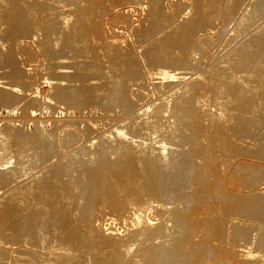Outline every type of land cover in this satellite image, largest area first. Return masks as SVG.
<instances>
[{
    "label": "rangeland",
    "instance_id": "1",
    "mask_svg": "<svg viewBox=\"0 0 264 264\" xmlns=\"http://www.w3.org/2000/svg\"><path fill=\"white\" fill-rule=\"evenodd\" d=\"M19 1H21V0H19ZM26 1H28V0H22L23 3L20 2V3H22L21 5H23L22 6L23 7V10H25L24 9V6L27 8L28 6L34 5L32 7H35L38 10L37 11V14L34 16L35 18L33 16L30 18V15H28L24 11L25 12V15L26 16L28 15V16L25 17V15L20 14V17H23V18H20V22L21 21L22 22L20 23L21 25L19 24L20 25V26H18L19 28L16 27L15 29L14 28L11 29V31H7V32H4V33L1 34L2 41H3V44H4V46H3L4 48L2 49V51H3L2 54H1V57L2 58L0 57V79H1L0 80V84H2V85H0V89H1L0 90V134L3 133L4 131H7L8 132L10 129H12L13 132H14V134H16V136H17V134L18 135L19 134L20 135L23 134V136H21V137H25L26 140L28 139L27 140V143H28L29 146H26L25 147L24 155H26V157L28 156L30 159L34 157L33 159H31L32 160L31 161L32 162L31 167L33 169H31V167H30V169L27 170L26 172H21L20 171L21 172V174H20V172L18 171V170H20V167H18L19 169L17 168L18 170L15 169L16 166H17L16 163L15 164L13 163L15 166L13 164H11V168L13 167L14 169L4 170L6 168H3L2 167L3 171H2V173H0L1 174L0 176L2 177V178L0 177L1 178V180H0V190H2V191L4 190L5 191V190L9 189V186H11V185L12 186L14 184L16 185L17 183H20L22 180L24 181V179L28 180V179H31V178H35V176H36L38 180L35 178L33 180V182H30L31 184L34 183V181H35V183H37V182L38 183L43 182L42 184L45 185L48 190H51L53 193H56L57 195H59L61 191L67 189V186L68 185H69L68 188L69 187L70 188L67 189V190H71L72 189L70 182L73 181V180H75L77 178V176H75L77 174V172L74 169L72 170V168L73 167L75 168V167L78 166V164H81V160H82L83 163H86V162H84V160L86 161V160H88L90 158H93L94 159V162H92V163L94 164L95 168L96 167L99 168V166L102 167V168L100 167L99 169L96 168L97 170L95 168L93 169V170H95V174H96V176H98V180H99V181H96L97 183L99 182V184H97L96 185L97 187L95 186V188H93V189L96 190L95 191V194H96V196H98V201L100 203L97 201V197L96 196H95V198L93 196H91V198H90V196H89V197L86 198L85 201L88 203V202H90V201L92 202L94 200L92 203L96 202V203H94L95 205H91L92 204L91 202L88 203L89 204L88 205L84 201L85 203L83 202L82 205H83V207H86L87 206V208L84 209L82 207L81 209L82 210L84 209L86 211H82L80 209V210H78V212H77V210L75 209L74 206L72 207V206H68V205H65V204L62 205L61 209L63 210V208H64V210L62 211V213L64 214L63 215L64 216V220L66 218V220H65L66 221V224L65 225H67V227L65 226V228L68 229V228H70V226H73L74 225V219L76 217L79 220H80V218L82 220H84L88 216L96 215L98 213H101L102 212L101 210H104L107 207L110 208V206H112V202H111L110 197H112L113 194H114V192H116L118 189H119L118 191H120V190L123 189V187L125 185H133V184L136 185V183L139 180L143 179V177L144 178L146 177L147 179L149 177L148 180L146 178L145 179L148 182H150L149 180H152L151 177L155 176V173L157 174L158 169H160V166H161L159 163H155V164L149 163V165L147 166L146 171H145L146 174L145 173L144 174L143 173H140L139 174L138 172H136L137 169H136L135 163L131 162L129 160V158H128V160H129L128 161V164L124 168L125 170L123 169L122 172H121L120 171V168L122 169V167L119 168V166H117V167H114V170H115L114 171L113 168H112L114 166V164H113V166H110L111 163L108 164V162H109V160H110V162H114V161H112V159L114 160V158H115V156H114V153L115 152H113L111 150V146H110L111 143L108 141V138H106V136H105L104 133H106V131H108L113 125H116V124H119L120 122H122L123 118H126V116H129V115L134 114L135 111H131V109L133 107L135 108V106H136V108L135 109L133 108V110H136V109L138 110L145 103L147 104V103H149V101L151 99L154 100L155 98H157V96H159V94H160V86L158 87V84L160 83V80L158 78H156V76L153 75L151 72L154 71V69H156L157 67L163 66V64H164V66L169 65L167 67H170V69L172 67H173L172 69H175V67H176V70H178V71L182 70L181 72L184 75V77H182L183 80H182V78H180V80L178 78L177 80L184 81V78L186 80H191L192 79V82L194 81L193 83L194 84L195 83L197 84V87H195L196 85H193L192 86L193 87V90H195V88L198 89V90H196V92L198 94H200L201 92L205 91L208 88V84L211 85V82L215 81V78H216V82H214L212 84H216L217 82H219V78H220L219 73H220V71L222 69L221 70L219 69V67L221 68V65L219 63L217 65V62L219 60L222 61L224 59L222 56L225 57L226 54L228 53V50H231V48L233 47V45L240 38L244 37L252 29V28H249V29H247V30H245V31H243L241 33H234L233 32V29L236 26L237 21H239V18L238 17L241 16V12L242 11L240 9V6H242V3H244L245 1L246 2H248V1L251 2L252 0H244V2H243V0L239 1L238 4H235L237 6H235V5L233 6L237 10H235L233 8L232 9L233 11L232 10L230 11V14L228 15L229 17L227 16V18H226V14L223 12V11H225L224 6L226 8V4H227V3L225 4L226 1H224V0H217L216 1L217 6L215 5V6H213L212 9H208V11L206 12L208 14L203 13L202 9L200 8V7H202V6H200V5H202L201 3H203L202 0H201L200 4H199V1L200 0H196V2H195V0H193V1L192 0H161V1L160 0H158V1H156V0L153 1L152 0L151 2H150V0H144V2H142L143 0H136V1L135 0H132V1L131 0H126V1L125 0H121V1L120 0H96V3H95V0H90V3L88 2L89 0H85V1L84 0H75V1H77V2L74 1L75 4H73L74 3L73 0H71V1H69V0H60V1L59 0H56L57 3L55 2V0H47V1L46 0H42V1L41 0H29L30 2L28 1L27 3H26ZM37 1L38 2L41 1V2L38 3ZM48 1H50V2H48ZM92 1H94V2H92ZM254 1L255 0H253V2ZM85 2H87L88 4L85 3ZM155 2L158 3V5H156ZM162 2H164V3H162ZM41 3L43 4V6H42ZM49 3H50V5L52 3V5L49 6ZM58 3H61V4H58ZM78 3H79V5H78ZM159 3H161V4H159ZM221 3H222V5H221ZM240 3H241V5H240ZM17 4H18V2H17ZM45 4L46 5L48 4L49 7L48 6L47 7L45 6L46 8H44V5ZM85 4H87V5H85ZM94 4H95V6H94ZM80 5H82V8H84V9L79 8V7H81ZM160 5H162V6H160ZM238 5H240V6H238ZM38 6H40V7H38ZM53 6H55L56 8H54ZM73 6H74V8H73ZM77 6H79V7H77ZM184 6H185V8H184ZM75 7H76V10H75ZM93 7H96V8H93ZM155 7H157V8H155ZM151 8H153L154 11L156 9L158 11L159 10L160 11L158 12L156 10V12H154ZM216 8H218V9L216 10ZM48 9L51 10V11L50 12H47V11H49ZM57 9H61V10H57ZM67 9H68V11H67ZM77 9H79L78 10L79 13H77L78 12ZM80 9L82 11L83 10H86V11H83V12H86V13H84L86 17L85 16H82L83 15L82 14V15H80V17L81 18L84 17V18L83 19H80L79 18L78 21L76 22L77 17H79L78 15L80 13H82V11ZM88 9L90 10V13H89V10ZM95 9L97 10V12H96ZM161 9H164V11L166 10V12L168 10V12H170L171 15H173L175 13L173 15L174 17L173 16L171 17L169 15L170 13H168V12L166 13L165 12L164 15L167 14V16H165L164 18H162L164 15H163V10H161ZM175 9H177L178 11L175 10ZM44 10H46V11H44ZM65 10H66V12H65ZM179 10L182 11V12H180ZM210 10H211V12H210ZM194 11L195 12H197V11L198 12H201L202 11L201 12L202 16H205V14L208 15V16H205V17H207V19L204 20L205 17H203V20H202V16H200V13H196L195 14ZM87 12L90 14V17L91 18L89 17V14L87 16ZM94 12H96V13L94 14ZM152 12H153L154 15L152 14ZM157 12L160 14V16H157V15H159ZM237 12H239V14H237ZM42 13H43V15H42ZM51 14H52V16H51ZM59 14H60V18H59V16H56V15H59ZM93 14H94V16H93ZM214 14H216V16H217L216 18L213 16ZM217 14H219V16ZM53 15H54V18L56 19V22L57 23L55 22V19L53 18ZM161 15H162V17H161ZM189 15H190V17H189ZM198 15L200 16V18H199ZM231 15H233L235 17L232 16L233 19H231L232 18V17H230ZM49 16H50V18H48ZM70 16H72V18ZM168 16H170V17H168ZM177 16H178V20L175 18ZM38 17H40V18H38ZM73 17H75V18H73ZM211 17L214 18V19H212ZM218 17L220 19H218ZM36 18H37V20H36ZM41 18L42 19L45 18V21L42 20ZM51 18H53L54 21H53V19L51 20ZM62 18L65 19V21H66L67 18H70V19H68V24H65V22H64V23H61L59 25L58 24V21H59V23L64 21ZM165 18L166 19L168 18L169 20L168 19L166 20ZM193 18H194V20H193ZM221 18H222V21H221ZM225 18H226V20H225ZM263 18H264V14H263V17L261 19H263ZM46 19H47V22H46ZM60 19L62 21H60ZM86 19H87V21H86ZM151 19H153V20L155 19V22L153 20H151ZM230 19H231V22H230ZM25 20H26V22H25ZM79 20H81L82 23ZM156 20H157L158 24L156 23ZM174 20H175V22H174ZM190 20H192L194 22L192 23V21L190 22ZM199 20L201 21V23L199 22ZM41 21H44V22L42 23ZM49 21H51V22L53 21L54 22V25H56V26L54 27V25H52L53 22H52V24H51V22L48 23ZM169 21H170V23L171 22L172 23L170 24ZM196 21H198V22L196 23ZM202 21H203V23H202ZM204 21L205 22H208L210 24L209 25L210 27H208V25L205 24ZM211 21H214V22H211ZM225 21H226V23H225ZM30 22H32V23H30ZM74 22L76 23V25H75ZM78 22H80L81 25L79 23V26H78ZM83 22L85 24H83ZM86 22H88V23L86 24ZM151 22H152V24H151ZM160 22H161V24L163 22H164L163 24H166L167 23L168 28H167L166 25L165 26H166L167 29L164 28L165 26H162L160 24ZM179 22H181L182 24L185 22V24H188L187 26H189L190 29H191V31H190V29L188 27V37H187V39L189 38L190 41L187 40V43L186 44L188 46H190V47H188V49H189V51H188L189 57L188 58L189 59L187 58V60L188 61L189 60L190 61L192 60L191 62L193 64H191V62L186 61L185 60L186 59L185 57L183 58V60H185V62L188 63L190 66L188 64L184 65L185 62L182 60V58L181 59L180 58H176L177 57V54L174 53L173 49L169 48V50L171 49L169 51L167 47H165V49H163V48L159 47L160 45L157 44L159 42V40H160V36H162L161 37V39H162L163 36H165V34H167L169 32V29L170 28L172 30V26L174 28V26L176 24H181ZM215 22H216V25H219V26H217L218 29H215L214 28L215 29L214 30L212 27H215V26H213V25H215ZM258 22H260V21L258 20L255 23V25L258 24ZM26 23L27 24L28 23L30 24L31 29L29 27V24L27 25ZM38 23L41 26H39ZM44 23L45 24L47 23L48 25L51 24L52 27L50 25L49 26L47 25L46 28L47 27H50L49 29L48 28L47 29L49 31H52V33H50V32L48 33V30H46V28L43 29V27H45V24ZM73 23H74V26H73ZM227 23H229V24H227ZM22 24H24L25 26H23ZM35 24H37V30L35 29ZM155 24H156V26H154L155 28L152 27ZM204 24L207 25V26H205ZM61 25H63V26H61ZM170 25H171V27H170ZM199 25L201 27H199ZM225 25L227 27L229 26V28H226ZM59 26H61V27H59ZM80 26H82V27H80ZM160 26H162L161 27L162 30L160 29ZM24 27H26V28H24ZM39 27H40V29H39ZM63 27H65V28H63ZM192 27L194 29H192ZM51 28H54L55 30L58 28L57 29L58 31L56 30V33H55V30L54 29L52 30ZM163 28L166 29V30H164ZM20 29H21V31L22 30L23 31L22 32H19ZM60 29H62V30H60ZM66 29H68V30H66ZM72 29L73 30L76 29L74 31L75 33L73 32ZM150 29H152V30H150ZM153 29H156V31H154ZM197 29L199 30V32H198ZM220 29H222V30L218 32V30H220ZM13 30H15V31H13ZM157 30H158V32H157ZM200 30H202V33L200 32ZM24 31H25V33H24ZM26 31H28V32H26ZM151 31H154L153 32V35H151L152 34ZM223 31L225 33L226 32H228V33L225 34ZM57 32H60L61 34L59 35V33L57 34ZM7 33H9V34H7ZM67 33H70L69 36H68ZM154 33H155V35H157V34L158 35L155 36ZM159 33L160 34L163 33V35H160ZM191 33L192 34L194 33L195 36L191 35ZM207 33H208V35L210 33L211 34L209 36H207ZM231 33H232V36L235 37V39L229 40L230 38H228V36H230ZM149 34H150V36H149ZM220 34H223V35H220ZM57 35L60 36L62 38V40H61L60 37H57ZM66 35H67V38H66ZM190 35L194 39H192V37ZM203 35H204V37H203ZM196 36H197V38H196ZM205 36L207 38H205ZM55 37H56V39H55ZM151 37H153L154 39L153 38L151 39ZM223 37H225V38L223 39ZM65 38H66V40H64ZM199 38H200V40H197ZM211 38H212V40L210 41ZM213 38H214V40H213ZM4 39H5V41H4ZM53 39H54V41H53ZM67 39L69 41H71V43ZM55 40H57V41H55ZM72 40H73V42H72ZM112 40H114L115 43ZM153 40H155V41H153ZM110 41H112V42H110ZM58 42H61V43L58 44ZM147 42L149 44H146ZM212 42H213V47L215 46L214 48L211 47L212 46L211 45ZM215 42H217V45H214ZM67 43L70 44V45H68ZM107 43L110 44L109 47H108V44ZM153 43H154V45H156V47H154ZM195 43H197V44H195ZM199 44H200V47H198ZM206 44L207 45L210 44L208 46L209 48H206L205 47V46H207ZM59 45H60V47H59ZM152 45H153V47H152ZM70 46H71V48H70L71 50L67 51ZM55 47H57V48H55ZM74 47H75V49L72 50V48H74ZM158 47H159V49L161 48L162 50L161 49L159 50ZM193 47H194V49H193ZM64 48H67V50L66 49L64 50ZM147 48H148V50H147ZM166 49L168 50V52H167ZM196 49L199 50V51L197 52ZM201 49H202L203 52L201 51ZM207 49H209V50L207 51ZM210 49L212 50V53H210V51H211ZM85 50H87V51H85ZM88 50H90V52L92 54ZM60 51H63V52H60ZM101 51H102V53H101ZM148 51H150L152 53H155V54H152V53L150 54ZM200 51H201V53H200ZM204 51H205V53H204ZM65 52H67V53L70 52V53H68L69 54L68 55L69 57H67V53H65ZM164 52H165V54H164ZM213 52H215V53H213ZM62 53L65 56H63ZM146 53H148L150 55V57L152 59H154L153 60L154 62L151 60L150 57H148V55ZM168 53H170L173 56V58ZM198 53H199V55H198ZM73 54H75L76 57H74L75 55L73 56ZM205 54L206 55L208 54V56L206 57ZM91 55L94 56L95 58L92 57ZM154 55H156V56H154ZM163 55H164V58H163ZM203 55H205V57H203ZM77 56H79V58ZM210 56H212V58H210ZM72 57H73V59L74 58L75 59L72 60ZM117 57H118V59H117ZM174 57L177 60L174 59ZM192 57H193V59H192ZM201 57H203V58H201ZM214 57L215 58L218 57V58H216L217 59L216 63L214 61V59H215ZM63 58L66 61H64ZM81 58H83V59L81 60ZM87 58H88L89 62H88ZM103 58H104V60H103ZM194 58H197V59L194 60ZM69 59L72 60L73 65H76V67L75 66H72V63H71V61ZM90 59H91V61H90ZM92 59L93 60H96L95 63H94V61H92ZM112 59H114L113 60L114 63H113ZM116 59L117 60H120L119 61L120 63L117 62ZM178 59H180L184 64L181 61H178ZM98 60H99V62L100 61L102 62V65H100V66L98 65V64H101V62L99 63ZM160 60H161V62L163 60H167L169 62L170 61H173V60L174 61L172 62V64H169L167 61H163L164 63L163 62L161 63ZM58 61H59V63L61 62L60 63L61 65L58 63ZM69 61H70V63H69ZM63 62H66V63L64 64ZM67 62H68V64H67ZM76 62H79V63H76ZM82 62H84L86 64H84ZM87 62H88L89 65H87ZM158 62H159V64H157ZM166 62H167V64H166ZM174 62H175V65H174ZM211 62H214L216 64V66H215L214 63L211 64ZM180 63H182V65ZM198 63L201 64V65L199 66ZM202 63H204V64L202 65ZM8 64H11V65H8ZM104 64H106V65H104ZM112 64H114V65H112ZM116 64H118V65L116 66ZM119 64L120 65L122 64V65L120 66ZM65 65H67V66L64 67ZM68 65L70 66L69 68H68ZM77 65H78V67H77ZM84 65L86 67H84ZM123 65L125 66V69L122 72L121 69L124 67ZM92 66H93V69L96 66L95 67V70H96L97 73L95 72V70L92 69ZM119 66H120V69H119ZM181 66L182 67L184 66L185 69L182 68ZM73 67H75V68H73ZM87 67H88V69H87L88 71L87 72H84V71H86V68ZM102 67H103V69H102ZM107 67H108V69H107ZM197 67L199 69H197ZM63 68L66 69V72H65V70L63 71ZM113 68H114V70H113ZM188 68L191 69V71ZM200 68H202V70H200ZM11 69H12V71H10ZM89 69H92L94 71V73H93L92 70H89ZM248 69H253V68H248ZM70 70H72V71L70 72ZM81 70H82V72H81ZM98 70H99V73L101 72L102 74L98 75L99 74L98 73ZM131 70H132V72H130ZM204 70L206 71V73H204L205 72ZM209 70H210V72H209ZM212 70H213V72H211ZM200 71L202 72V74H201ZM64 73H66V74H64ZM95 73H96V76L97 77L95 76ZM108 73H110V75ZM118 73L121 74V75H119V77H118ZM211 73H214L213 76H212ZM247 73H250V71H247ZM247 73H245V74H247ZM63 74L65 76L67 75L66 77H68V79ZM81 74H83V75H81ZM103 74H105V76ZM115 74L117 75V77H116ZM250 74H252V73H250ZM69 75L70 76L72 75L73 77L72 76L71 77L73 79L75 78L74 80H76L77 82H75L71 77H69ZM111 75H113V76H111ZM197 75H199V76H197ZM216 75H218L219 78ZM63 76H64V78H63ZM88 76H89V78H88ZM100 76L102 78H99ZM205 76H206V78L207 77L209 78L210 76H212L209 79L207 78V80H206L207 83H205V81H204V79H206ZM79 77L81 78V80H80ZM108 77H109V79H108ZM122 77L123 78L125 77L124 80H123ZM213 77H215V78H213ZM56 78L57 79L59 78V79L57 80ZM103 78H105V80H103ZM83 79H85V80L83 81ZM96 79H97V81H96ZM112 79H115V80L112 81L113 83L114 82H116V83L118 82L119 83L120 81L121 82L119 84H117V86H116L115 85L116 83L112 84V82H109ZM99 81H101L103 83H100L99 84L98 83ZM107 81L109 83H107ZM208 81H209V83H208ZM74 82L76 84H74ZM10 83L13 84V85H11ZM56 83L58 84V86L56 85ZM66 83H67V85L70 83L71 89L69 88L70 85H68L69 87L66 86V89L64 88V86L66 85ZM81 83H83V86L82 87H81V85H82ZM94 83H95V85H94ZM122 83H123V85H122ZM198 83L200 85H202V86H198ZM18 84H20V85H18ZM77 84H80V85L78 86ZM97 84H98V86H97ZM104 84L105 85L107 84V86H105ZM126 84H127V86H126ZM16 85H18V86H16ZM61 85H62V87H60ZM103 85L105 86V88L103 87ZM112 85H114V86H112ZM120 85L122 86V88L121 87H118ZM203 85H204V87H203ZM99 86H100V89L98 88ZM171 86H173V85H170V87ZM205 86L207 88H205ZM112 87H114V89ZM170 87L168 85V82H166L165 87L161 88V90L166 91ZM8 88H10V89L12 88L11 89V92H15L16 94L11 93L10 92V89H8ZM18 88H20V89H18ZM62 88H64L63 90H65V91L68 89L67 91L70 92V94L68 93L69 96L66 93H64L65 91L63 92ZM82 88H83V90L84 89L85 90L83 91ZM101 88H103V89H101ZM109 88H111V89H109ZM3 89H4V91H3ZM69 89H70V91H69ZM97 89H99V90H97ZM77 90L79 91V93H78ZM102 90H104L105 92L102 91ZM107 90H108V92H107ZM110 90H111V92H110ZM193 90H192V92H193ZM5 91H6V93H8V95L5 93L7 98L5 97V94L3 93ZM98 91H99V93H98ZM113 91H114V93H115V91L116 92L119 91L118 93L120 95L118 94L119 95L118 96L117 93L114 94ZM122 91H124V94H123ZM199 91H201V92L199 93ZM73 92H74V95L75 96L71 94ZM102 92H104V93H102ZM109 92H110V94H109V96H107ZM232 92L233 93H238L237 92V89H234ZM10 93L12 95H14L12 98H10L11 97V94ZM101 93L104 94V96L101 95ZM105 93H106V95H105ZM111 94H112V96H110ZM129 94H130L131 98H130ZM194 94H195V91L191 94L192 99H193ZM113 95H115V96L112 99ZM124 95L126 96L125 97L126 99H128L127 98V96H128L130 98L129 99L130 101L129 100L126 101V99L124 100L123 99ZM105 96H106V99H105ZM121 96H122V99L123 100H121ZM107 97L108 98L110 97L112 99V101L116 98L115 101H118L119 104H117V103H115V101H113V103L116 104V106H115L113 103H110V101H106V100H109L110 99V98L107 99ZM119 97H120V99H119ZM191 97H188V100L185 98L187 104H189V101H191ZM147 100H148V102H147ZM107 102H109V105H108ZM127 102L128 103L129 102L132 103V105L130 103L127 105ZM140 103H141V105H140ZM190 104L192 106V103H190ZM120 105H122L123 108ZM125 106H128L127 107V110H126V107ZM129 107H131V108L128 109ZM189 111H192L191 108H190ZM203 123L204 124L206 123V124L204 125ZM203 123L202 124L204 126L202 124H200L201 126L199 125V128L197 127L198 129L196 127H193L194 128L193 129L194 132L191 131L193 133H191V132L189 133L191 136H193L192 138H191L190 135H188L187 138H184L185 141H184V139L179 140V141H176V140L173 139L175 141V143L181 141V143H182L181 148L182 149L179 147L180 150H181L180 151L181 153H183V148H184V151H187L189 149L188 151L190 153L188 151L187 152H184L185 154L183 153L184 159H186V161L188 162L189 161L188 158L190 157V161L192 162V160L194 161L193 157L196 156L194 158L196 159L195 161H198V164L199 165L196 164V165H194L195 168L192 167L193 168V171H194V174H193V172L191 173L192 174L190 176L191 179L188 181V182H190L189 184H190V186L193 189L189 186V184H187L188 182H186V191L183 190V194H182V197H181L182 200H180V198H178V197L177 198L175 197L176 199L174 198L175 201H176V205L182 204V205H184L186 207L187 202H188V199H190V198H187V197H188V195L190 197V195L192 194L191 195L192 199L189 200L188 205L186 207V209L188 208V210L187 211L185 210V212H186L185 215L186 216L184 218H186V219H183V220H186V222H184L181 218H180L182 220L181 222H175V224L172 222L173 225L170 222L169 229L167 228L166 233H165V231L163 232V234H164L163 235V238L172 236L170 238L171 240L173 239L170 242V244H172L174 242L172 244V247H173V245H175L176 238H177V241H179L178 244L176 242L177 245H175L173 248L170 247V249L171 248L174 249L176 246L177 247L179 246L178 249L176 247L174 250L177 251V252H183L182 254H183V257L184 258L186 257L185 256L186 254L189 256V254L192 253L189 257L187 256L186 259L182 258V254H180V253H179L180 255L179 254H176L177 255L176 256L177 259L175 258V260H176L175 264L180 263L179 260L180 261L182 260V262H185L184 264H187L186 261L188 263L191 261L190 264L192 262L194 263V261L197 264H203V263L204 264H264V219L262 218V215L260 216L258 214V212L259 213H262L264 211V147H263L264 145L261 147V149H262V151H261L260 150V146L259 147L256 146L259 143L258 141L260 139V136L258 134L255 135L254 133H253L254 135H252L251 132H245V133H243V135H241L242 134L241 132H244L245 131V129H243V128H238L239 131L241 130L240 132H238L237 129L234 130V132L231 131V135L229 136L230 140H229L228 136H226L228 133H226V134L223 133V131L220 128L221 126L219 124H216V125L214 124L213 125L212 122H203ZM9 124H11L14 128L12 126H10ZM6 126H7V130H6ZM215 127H217L216 128L217 130L215 129ZM204 128H205V131H203ZM197 131H199V133ZM202 131H203V133H202ZM212 131H214V132H212ZM204 132H206V133H204ZM31 133H33L34 135L33 134L31 135ZM194 133H195V135H194ZM232 133H236V134H232ZM196 134H198V136H199V137H197L198 140L195 139L196 136H197ZM200 134H201V137H200ZM24 135H26V136H24ZM212 135L213 136L215 135L217 137H215V136L213 137ZM232 135L233 136L235 135V141L236 142L235 141L233 142V140L231 139L232 138L231 137ZM239 135H241L240 138H239ZM27 136H30V137L28 138ZM101 136L103 138H105L104 139L105 141L103 140V138ZM202 136H203V139H202ZM209 137H211V139H213L212 140V143H211V139ZM247 137H252L253 140L257 138V140H256L257 143L255 142L254 143V146H251L250 148L249 147H246V145L244 144V142H242V139H245ZM90 138H91V140H88ZM225 138H226V140H225ZM190 139H192V142H191ZM101 140H102V142H101ZM215 140H216L217 143L215 142ZM188 141H190V143H188ZM225 141L227 142L226 144H228L229 146H226L225 145ZM231 141H232V144L233 145L231 144ZM98 142H100V144ZM219 143H221L220 146L222 148H220ZM234 143H235V146H234ZM32 144L35 145V146H33ZM83 144L85 145V147H84ZM101 144H103L104 147L103 146L100 147ZM193 144H194V146H193ZM209 144H211V146ZM212 144H214V145L212 146ZM231 145H232V147H231ZM240 145H242V146H240ZM259 145H260V143H259ZM89 146H90V148H89ZM203 146H204V148H203ZM207 146H210V147L207 148ZM27 147H29V148L26 149ZM38 147H40V148H38ZM78 147H80V151L77 150V149H73V148H78ZM97 147L100 148V149H98ZM205 147H206V149H205ZM211 147H213V148H211ZM223 147H224V150H222ZM253 147H255V148H253ZM256 147L258 149H256ZM31 148H35V150L34 149H31ZM41 148H42V151L40 150ZM119 148L120 147H118V149ZM209 148H211V149H209ZM248 148H249V150H247ZM102 149H103V154H102V152L99 151V150L102 151ZM104 149H105L106 152L104 151ZM200 149H202V150H200ZM227 149L229 151H227ZM232 149H233V151H232ZM71 150H72V152H71ZM76 150L78 151V153H82V154H78ZM107 150H109V151H107ZM205 150H207V151H205ZM209 150H211L212 152L209 151ZM252 150H255V151L252 152ZM31 151H34V154ZM191 151L194 152V153L192 154ZM199 151H201L203 154L201 152H199ZM225 151L229 155H227L225 153ZM28 152L29 153L31 152L32 154H30V156H29V153ZM41 152H43V153H41ZM96 152H98V153H96ZM195 152L197 154H195ZM208 152H209V154H208ZM27 153H28V155H27ZM65 153H68V154L66 155ZM99 153H101L103 156L100 155ZM198 153L201 155V156L199 155L200 157L198 156ZM107 154H109V155L111 154V158L109 157V155L107 156ZM120 154H122L121 151H119L117 153V156L119 157ZM133 154L134 153L132 152V156L133 157L136 156V155H133ZM189 154H190V156H189ZM39 155L40 156L42 155V156L40 157ZM79 155H80V158H78ZM183 155H181V156H183ZM203 155L204 156L205 155L207 156V157L205 156L206 158H204V160H203V157H204ZM63 156H65V157H63ZM89 156H90V158H89ZM187 156H189V157L187 158ZM210 156L211 157L214 156L213 157V160H212V158ZM35 157L37 158V162H36V158ZM38 157H40V161L38 160ZM74 157H75V159H74ZM82 157H84L86 159H84ZM98 157H99V160H97L98 161L97 162L98 165L100 163L102 164V165L100 164L99 166L97 165L96 160H95V158L97 159ZM104 157H105V159H104ZM122 157L123 156H121V159H122ZM216 157H217L218 160L216 159ZM218 157H220V159L221 158L222 159L220 160ZM63 158L65 159V162L66 163H69V164H65V162L62 163L61 160L64 161ZM79 159H81V160H79ZM209 159L212 162L213 161L215 162V160H216V164L213 162L214 165L211 166V164H213V163L210 162ZM78 160H79V162H78ZM202 160L203 161H206V162H203ZM33 161H35L37 163V165ZM100 161H102V162H100ZM74 162H75V164L73 166H70V164L72 165ZM220 162H221V166L219 164ZM240 162H242L241 165H239ZM39 163H41V164H39ZM103 163H105V164H103ZM106 163L108 164V166L110 168H112L113 173H112L111 169L109 170V167L108 166L103 167L104 165H107ZM129 163H130L131 166L129 165ZM207 163L209 164L210 167H208V164ZM53 164H55V166L56 167H59V168H56L55 166L53 167ZM201 164H202V166L204 168L201 167ZM41 165L42 166H45L44 168L46 170L43 167L40 168ZM49 165H52V166H49ZM62 165H63L64 168L66 166V168L64 169L63 167H61ZM216 165H217V167H216ZM48 167L51 168V169L49 168L50 171H49ZM68 167H70V168H68ZM126 167L128 168V171L129 172L127 171L128 175L125 176L126 170H127ZM132 167H134V168L132 169ZM151 167L153 168V170L151 169ZM55 168H56V170H55ZM61 168L64 169L62 172H61V170H62ZM103 168H105V169L107 168L108 170H104ZM129 168H130V170H132L131 172H130ZM202 168H203V170H202ZM70 169H71L72 172L70 171ZM101 169L103 170V175H101L102 174V172H101L102 170ZM116 169H117V171H116ZM191 169H190V171H191ZM212 169H214L213 170L214 172L211 171ZM253 169H255V170H253ZM37 170H39L40 172L37 171ZM99 170H100V173L98 172ZM151 170H152V172H151ZM200 170H201V172L202 171L203 172L202 173L199 172ZM219 170L221 172H219ZM5 171H7V172H5ZM28 171L29 172L31 171L30 174L32 175V177H30V174H29V176H28L29 178H27V174L29 173ZM32 171L35 172V175H34V173ZM64 171H67V172H64ZM77 171L79 172V170H77ZM104 171H106V172H104ZM107 171H109L110 174L112 173L111 174L112 175V178H114V182H116V183H114L115 185H113L114 188L112 186L111 189H106L108 191L109 190L111 191V192L109 191V193L104 192V190H105L104 188L101 189L102 186H103L102 184L110 176V174H108ZM251 171H252V173H251ZM4 172L6 173L7 177L4 176L5 175ZM16 172H18V173H16ZM115 172H116L117 176L115 175ZM196 172H197V174H196ZM254 172H256L257 174L255 173V175H253ZM8 173H10V174H8ZM43 173H46V174H43ZM49 173H51V175H48ZM67 173L68 174L70 173L69 174L70 180L68 179L69 176L67 175ZM71 173H74V174L72 175ZM122 173H123V175H122ZM11 174H12V176H11ZM118 174H121V177ZM131 174H133V177H132ZM218 174H221V175H218ZM9 175L11 176V178L9 177ZM23 175H24V177L25 176L26 177L24 178ZM42 175H44L43 178H45V179H47V176H48V179L49 180L47 179V181L44 182L45 179L42 180ZM45 175H47V176L45 177ZM55 175H57V176L55 177ZM58 175H60L61 177L60 176L58 177ZM106 175H107V177H106ZM38 176L41 177V178H39ZM72 176H73V179H72ZM99 176H100L101 179L99 178ZM134 176H135V178H134ZM216 176H218V177H216ZM254 176H255V178H254ZM5 177H6V180H4ZM49 177H51V178H49ZM102 177H103V180H102ZM120 178H121V180H120ZM126 178H128V179H126ZM136 178H138V179H136ZM8 179H9V182L7 181ZM65 179H67V180H65ZM118 179L120 181H118ZM248 179H250L249 182H248ZM251 179H253V180H251ZM39 180H40V182H39ZM100 180H101V182H100ZM134 180H137V181H134ZM48 181L49 182L51 181L50 183L51 184H54L55 187L53 185H52L53 186L52 187L50 184H48L49 183ZM53 181H55V182L53 183ZM68 181H69V183H68ZM217 181H219V182H217ZM1 182H3L4 184L1 183ZM131 182H132V184H131ZM152 182H153V180H152ZM202 182H203V185H201ZM207 183L209 184V187H207L208 186ZM60 184H63V186L65 188L63 187L64 188L63 189ZM150 184H151V182H150ZM154 184L156 186V183H154ZM65 185H67V186H65ZM100 185H102V186H100ZM187 185H188L189 188L187 187ZM199 185H200V187H199ZM98 186H100V187H98ZM155 186L151 190H153V192L155 193V195L159 197L158 194H161V190L159 191V188L158 187L155 188ZM204 186L207 187V188H209V189L206 190L207 188H205ZM197 187L200 190L203 187L204 190L203 189L202 190L204 192H206V193H204L202 191L204 193V194H202V192ZM214 188H216L217 190L214 189ZM218 189H221V190H218ZM197 190H198V192L200 191L199 193H197L198 194V197L195 196V195H197L196 194ZM99 191H101L100 192L101 194H99ZM188 191H189V193H187ZM192 191H194V192H192ZM156 192H159V193H156ZM97 194H99L102 197H100ZM200 194L203 197H201ZM186 195H187V197H186ZM193 195L198 200L195 199V201H194L193 200ZM166 196H165V198L164 197L163 198L164 199L169 198V195L167 196V198H166ZM183 196L187 199V201H186V199ZM229 197H232V198H229ZM101 198L104 199V200H102ZM183 198H184L185 201L183 200ZM109 200H110L111 203L109 202ZM255 200H256V202H255ZM106 202H107V207L105 206L106 205ZM193 202L195 204L197 202L196 206H195V204ZM254 202H255L256 206L254 205ZM103 203H104V206L106 208L104 206L102 207V204ZM191 203H193V205H194V208L192 207V209H190L191 208L190 207V204ZM84 204H86V206ZM193 205H191V206H193ZM164 206L165 205H159V207L157 208L158 209V215H156V216H154L151 211H148V216H149V219L150 220H149V222H147V225L158 224L159 222H161L162 220L165 219L166 214H167L166 213L167 211H165V210H168V209H165L166 207H164ZM68 207H71L70 208V210H71L70 211L71 212L70 214L67 213V212H69V208ZM160 207H162V208H160ZM163 207H164V210H163ZM255 207H257V209ZM259 207H260V210H262V211H260V210L258 211ZM65 208L67 209V211H66ZM88 208H89V210H88ZM251 208H252V210H251ZM8 209H9V207L7 205L0 204V225L1 226H3L6 223V219H4V218H5L6 214H7L5 212L8 211ZM87 210H88V212H87ZM90 210H92L93 212L90 211ZM159 210L162 211V215H164L165 217L161 215V213H160L161 211H159ZM189 210H191V211L189 212ZM2 211L5 214H2L1 213ZM72 212H73V214H72ZM90 212H91V214H90ZM95 212H98V213H95ZM163 212L165 214H163ZM87 213H89V214H87ZM190 213H192V214H190ZM197 213H198V216H197ZM84 216L85 217L87 216V217L85 218ZM10 217L12 218V221L15 219L13 222L11 221V218L8 220L9 223H11V227H13V230H11L12 231V234L10 233V236H9L10 242H9L8 245H9L10 249L8 247L7 252H6V250H1V252H0V264H14L15 261H18V264H39V263H41L43 261V258L45 259V257H46L45 254H47V248L44 245H42V244H39V243H36V242L33 243L34 241H29L28 240V237H27V232L24 231L22 228H20L19 227V223H17V221H16V219H18V218L16 216L13 218L12 215ZM82 217H84V218H82ZM160 217L161 218L164 217V218L161 219ZM207 217L209 218V220H208ZM71 219H73V220H71ZM115 221H116V219L112 215H109V216H107V217L104 218V220H103L104 225L107 226V227H109L107 229L108 235L111 236V237L124 238V236L127 233L126 229L125 228L124 229L123 228H120V226H118L117 224H115ZM191 221H192V223H191ZM2 223H4V224H2ZM180 223H181V225H183V229H181L178 226ZM187 224H189V225H187ZM185 226H187V227H185ZM184 227H185V229H184ZM14 228H15L16 231L14 230ZM188 228H189V230H188ZM236 229H238V230H236ZM241 229L243 231H246L247 230L246 231L247 233L246 232H244V233L249 234V235L243 234V232L242 233H239L241 231ZM22 231H24L25 233L22 232ZM185 231L187 232L186 234H185ZM18 233H22L24 235L18 234ZM237 233H238V235H237ZM16 235L19 236V238ZM14 236H16V237H14ZM12 237H14V240H12L13 239ZM178 238H180L182 240H179ZM194 238H195V241H194ZM97 240L100 242L101 239L98 238ZM186 243H190V247H188V249H182L180 247L181 244L185 245ZM196 243H197V245H196ZM206 244H208V246L211 248V250H210V248H208V246H207V248L209 249V251L211 253L206 248ZM255 244H257V245L255 246ZM203 245H204V247H202ZM262 246H263V248H262ZM198 247H199V249H198ZM203 248H204V250H203ZM214 248H215V250L212 251V249H214ZM258 248H260V249H258ZM23 249H24V251H26V250L27 251L28 250L30 251L31 250V252L34 251V253L35 252L36 253L35 254L34 253H31V255H30L29 254L30 252L28 253L26 251V253H24ZM206 249H207V251H206ZM216 250H219V252L218 251H217L218 253L215 252ZM252 250L256 252V256H254V257L252 256V257L241 258V257H243V255L245 253H248V252H250ZM3 251L6 252V253H3ZM177 252H175V253H177ZM38 253L41 256L42 255L43 256L41 257ZM37 254H38V256H36ZM193 254H195V255H193ZM203 254H204L205 258H203L204 257V256H202ZM239 254H241V255H239ZM21 255H22V257H21ZM34 256H36L37 258L39 257L38 260H40V261H38L37 259L35 260L36 257H34ZM235 256H236V258H235ZM26 257L27 258L29 257V259H27ZM193 257L195 258V260H193L194 259ZM189 258H191V259H189ZM41 259H42V261H41ZM183 259H184V261H183ZM188 259H189V261H188ZM200 259H201V261H200ZM202 260H203V262H202ZM177 261H178V263H177ZM182 262L180 264H183Z\"/></svg>",
    "mask_w": 264,
    "mask_h": 264
},
{
    "label": "bare ground",
    "instance_id": "2",
    "mask_svg": "<svg viewBox=\"0 0 264 264\" xmlns=\"http://www.w3.org/2000/svg\"><path fill=\"white\" fill-rule=\"evenodd\" d=\"M29 1V0H28ZM28 1H26V3L28 2ZM42 1V0H41ZM40 1V2H41ZM47 1V0H46ZM45 1V2H46ZM60 1V0H59ZM69 1H71V0H69ZM75 0H73V2H74ZM85 1V0H84ZM121 1V0H120ZM126 1V0H125ZM132 1V0H131ZM136 1V0H135ZM152 0H150V2H151ZM154 1V0H153ZM156 1H158V0H156ZM161 1V0H160ZM193 1V0H192ZM203 1V3H201L202 5H200V6H202V7H200L201 9H202V11H203V13H206L207 11H208V9H212L213 8V6H217V4H216V1L217 0H202ZM224 1H226L225 2V4H226V8H225V6H224V9H225V11H223L225 14H226V18H227V16L230 14V11L234 8L233 6L235 5V4H238V2L239 1H241V0H224ZM17 2H18V4L20 3V2H22V0L21 1H19V0H0V57H1V54H2V49L4 48L3 46H4V44H3V41H2V37H1V34L2 33H4V32H7V31H11V29H15L16 27L17 28H19L18 26H20L21 24V22H20V18H23V17H20V14H23V15H25V12L28 14V15H30V18L33 16H35L36 14H37V9L35 8V7H32V6H34V5H32V6H28L27 8L24 6V9L25 10H23V5H21L22 3H20L19 5L17 4ZM30 2V1H29ZM33 2V1H32ZM38 2V1H37ZM40 2H38V3H40ZM44 2V3H45ZM48 2H50V1H48ZM47 2V3H48ZM55 2L57 3V1L55 0ZM68 2V1H67ZM75 2H77V1H75ZM75 2L73 3V4H75ZM79 2V1H78ZM89 3H90V0L88 1ZM92 2H94V1H92ZM91 2V3H92ZM140 2V1H139ZM142 2H144V0L142 1ZM149 2V3H150ZM165 2V1H164ZM164 2H162V3H164ZM195 2H196V0H195ZM198 2V1H197ZM200 2H201V0L199 1V4H200ZM219 2V1H218ZM243 2H244V0H243ZM37 3V4H38ZM64 3V2H63ZM80 3V2H79ZM79 3H78V5H79ZM85 3H87V2H85ZM95 3H96V0H95ZM146 3V2H145ZM153 3V2H152ZM156 3V2H155ZM242 3V2H241ZM241 3H240V5H241ZM34 4V3H33ZM42 4V3H41ZM40 4V5H41ZM54 4V3H53ZM58 4H61V3H58ZM88 4V3H87ZM87 4H85V5H87ZM93 4V3H92ZM148 4V3H147ZM154 4V3H153ZM159 4H161V3H159ZM220 4V3H219ZM224 4V3H223ZM30 5V4H29ZM51 5H52V3H51ZM50 5V3H49V6H51ZM68 5V4H67ZM84 5V4H83ZM91 5V4H90ZM151 5V4H150ZM155 5V4H154ZM156 5H158V3H156ZM163 5V4H162ZM162 5H160V6H162ZM198 5V4H197ZM221 5H222V3H221ZM240 5H238V6H240ZM42 6H43V4H42ZM48 6V4L46 5H44V8H46V7ZM48 6V7H49ZM65 6V5H64ZM69 6V5H68ZM81 7H79V6H77V7H79V8H82V5H80ZM92 6V5H91ZM94 6H95V4H94ZM153 6V5H152ZM235 6H237V5H235ZM38 7H40V6H38ZM54 8H56L55 6H53ZM62 7V6H61ZM88 7V6H87ZM66 8V7H65ZM72 8V7H71ZM73 8H74V6H73ZM93 8H96V7H93ZM155 8H157V7H155ZM154 8V9H155ZM164 8V7H163ZM183 8V7H182ZM184 8H185V6H184ZM215 8V7H214ZM39 9V8H38ZM41 9V8H40ZM53 9V8H52ZM69 9V8H68ZM68 9H67V11H68ZM82 9H84V8H82ZM86 9V8H85ZM91 9V8H90ZM152 10H153V8H151ZM181 9V8H180ZM218 8H216V10H217ZM222 9V8H221ZM220 9V10H221ZM235 9V8H234ZM240 9H241V16L240 17H238L239 18V21H237V24H236V26L234 27V29H233V32L234 33H241V32H243V31H245V30H247V29H249V28H252L244 37H242V38H240L234 45H233V47L231 48V50H228V53L226 54V56L224 57V56H222L224 59L222 60V61H218L217 62V65H218V63L221 65V68L219 67V69L221 70L220 71V73H219V75H220V78H219V76L218 75H216L218 78H219V82H217L216 84H212V83H214V82H216V76L215 77H213V78H215V81H213V82H211V85L210 84H208V88L205 86V88H207L205 91H203V92H201V91H199V93L200 94H198L197 92H196V90H198V89H196L195 88V90H193V85H196L195 87H197V84L195 83H193L192 82V79L191 80H186L185 78H184V81H179L180 80V78H182V77H184V75H183V73L181 72L182 70H180V71H178V70H176V67H175V69H170V67H167V66H169V65H166V66H164V64H163V66H161V67H157L156 69H154V71H152L151 73L153 74V75H155L156 76V78H158L159 80H160V83L158 84V87L160 86V94H159V96H157V98H155L154 100L153 99H151L150 101H149V103H145L142 107H140V109H136V110H133V108L131 109V111H135V113L134 114H132V115H129V116H126V118H123V120H122V122H120L119 124H116V125H113L108 131H106V133H104L105 134V136H106V138H108V141L111 143H109L108 141V143L110 144V146H111V150L113 151V152H115L114 153V156H115V158H114V160L112 159V161H114V162H110V160H109V162H108V164L109 163H111L110 164V166H113V164H114V166L112 167L113 168V170H114V167H117V166H119V168L120 167H122V169L120 168V171L122 172V170L125 168V166L128 164V161L130 160L131 162H133V163H135V165H136V169H137V171L136 172H138L139 174L140 173H145V171H146V168H147V166L149 165V163H153V164H155V163H159L161 166H160V169H158V172H157V174L155 173V176H153V177H151L152 178V180H153V182H152V180H149L150 182H151V184H150V182H148L147 180L149 179V177H148V179L146 180L144 177H143V179H141V180H139L137 183H136V185H125L124 187H123V189L122 190H120V191H116V192H114V194H113V196L112 197H110V199H111V202H112V206H110V208H108L107 207V202H106V207L104 206V203L102 204V207L104 206L106 209H104V210H101L102 212L101 213H98V212H95V213H98V214H96V215H91V216H84L86 219H84V220H82L81 218H80V220L79 219H77V217L74 219V225L73 226H70V228H68V229H66L65 228V226L67 227V225H65L66 224V218H65V220H64V214L62 213V211L64 210V208H63V210L61 209V207H62V205H68V206H74L75 207V209L77 210V212H78V210H80L82 207H83V202L86 200V198L87 197H89L90 196V198H91V196H93L94 198H95V196H96V194H95V191L96 190H94L93 188H95V186L97 185V184H99V182L97 183L96 181H99L98 180V176H96V174H95V170H93L94 168H95V166H94V164L92 163V162H94V159L93 158H90V156H89V158L90 159H88V160H84V159H86V158H84V157H82V158H84L83 160H84V162H86V163H83L82 162V160L81 159H79V160H81V164H78V166L77 167H73L72 168V170L74 169V170H76V172H77V174L75 175V176H77V178L75 179V180H73V181H71L70 183H71V187H72V189L71 190H67V189H69L68 188V186L67 185H65V186H67V189L66 190H63V191H61L60 192V194L59 195H57L56 193H53L51 190H48L47 188H46V186L45 185H43L42 183L43 182H41V183H35V181H34V183H30V182H33V180L36 178L37 179V177L35 176V178H31V179H28V180H26V179H24V181L22 180L20 183H17L16 185L14 184L12 187L11 186H9V189H7V190H0V204H4V205H7L8 207H9V209H8V211H6L5 213H7L6 214V216H5V218L4 219H6V223L4 224V223H2V224H4L3 226H1L0 225V252H1V250H6V252H7V249H8V247H9V242H10V238H9V236H10V233L12 234V231L11 230H13V227H11V223H9V219L11 218L10 216L12 215V217L14 218L15 216L18 218V219H16V221H17V223H19V227L20 228H22L24 231H26L27 232V237H28V240L29 241H34L33 243H39V244H42V245H44L46 248H47V254H45L46 255V257H45V259L43 258V261H42V259H41V263H39V264H175V262H176V260H175V258H176V254H182L183 252H177V251H175L174 249L177 247H175L174 249H172L175 245H177L178 244V242L179 241H177V238H176V242H177V244H176V242H175V245H173V247H172V244L174 243H172V244H170V242L173 240H171L170 238L172 237V236H170V237H165V238H163V232L165 231V233H166V231H167V228L169 229V224H170V222H171V224L173 225V223L175 224V222H181L183 219H186V218H184L186 215V212H185V210L187 211L188 210V208L186 209V207H187V205H188V202H189V200H191L192 199V197H191V195H190V197H189V195H188V197H187V195H186V197L187 198H190V199H188V202H187V205H186V207L184 206V205H182V204H178V205H176V201H175V199L178 197V198H180V200H182L181 199V197H182V194H183V190H185L186 191V182H188L190 179H191V173L193 172V174H194V171H193V168L192 167H194L195 168V166L194 165H196V164H198V161H195L196 159L194 158V157H196V156H194L193 157V159H194V161L192 160V162L190 161V154H189V156H187V158L189 159V161L187 162L186 161V159H184V155H183V153L184 152H187V151H184V148H183V153H181L180 151V148H181V146H182V143H181V141L180 142H176L175 143V141L174 140H176V141H179V140H182V139H184V138H187L188 137V135H190L189 133L191 132V131H193L194 132V128L193 127H198L199 128V125L200 124H202L203 122H212L213 123V125L215 124H219L221 127V130L223 131V133H228L226 136H228V138H229V136L231 135V131H233L234 132V130H238V128H243V129H245V131L244 132H241L242 134L241 135H243V133H245V132H251V134L252 135H259L260 136V139H259V143H260V145H259V143L256 145V146H260V150L262 151V149H261V147L264 145V18L263 19H261L262 17H263V14H264V0H255L254 2H253V0L251 1V2H244V3H242V6H240ZM43 10V9H42ZM49 10V9H48ZM57 10H61V9H57ZM73 10V9H72ZM71 10V11H72ZM75 10H76V7H75ZM79 9H77V11H78ZM81 10V9H80ZM89 10V9H88ZM96 10V9H95ZM151 10V11H152ZM157 10V9H156ZM156 10L154 11V12H156ZM161 10H163V15H164V13L166 12V10L164 11V9H161ZM175 10H177V9H175ZM197 10V9H196ZM199 10V9H198ZM214 10V9H213ZM215 10V11H216ZM223 10V9H222ZM221 10V11H222ZM235 10H237V9H235ZM239 10V9H238ZM25 11V12H24ZM44 11H46V10H44ZM51 10H49V11H47V12H50ZM70 11V10H69ZM76 11V12H77ZM82 11V10H81ZM83 11H86V10H83ZM82 11V13H80L78 16L79 17H77V19H76V22L78 21V19L80 18V19H83V18H81L80 17V15H82V16H85V14L84 13H86V12H83ZM158 11V10H157ZM160 11V10H159ZM158 11V12H159ZM171 11V10H170ZM178 11V10H177ZM180 11V10H179ZM200 11V10H199ZM201 11V12H202ZM233 11V10H232ZM54 12V11H53ZM57 12V11H56ZM55 12V13H56ZM59 12V11H58ZM64 12V11H63ZM65 12H66V10H65ZM75 12V11H74ZM73 12V13H74ZM96 12H97V10H96ZM96 12H94V14L96 13ZM157 12V13H158ZM162 12V11H161ZM167 12H168V10H167ZM166 12V13H167ZM180 12H182V11H180ZM195 12V11H194ZM201 12H195V14L196 13H200V16H202V14H201ZM210 12H211V10H210ZM209 12V13H210ZM220 12V11H219ZM77 13H79V11L77 12ZM89 13H90V10H89ZM88 12H87V16H88V14H89ZM168 13H170V12H168ZM215 13V12H214ZM217 13V12H216ZM221 13V12H220ZM219 13V14H220ZM232 13V12H231ZM50 14V13H49ZM58 14V13H57ZM72 14V13H71ZM94 14H93V16H94ZM152 14H153V12H152ZM159 14V13H158ZM175 14V13H174ZM173 14V15H174ZM193 14V13H192ZM206 14H208V13H206ZM205 14V16H208V15H206ZM219 14H217L218 16H219ZM223 14V13H222ZM224 14V15H225ZM235 14V13H234ZM237 14H239V12H237ZM27 15V16H28ZM39 15V14H38ZM42 15H43V13H42ZM154 15V14H153ZM171 17L173 16V15H171V13L169 14ZM204 15V14H203ZM26 15H25V17H27ZM47 16V15H46ZM51 16H52V14H51ZM56 16H59V18H60V14L59 15H56ZM157 16H160V14L159 15H157ZM165 16H167V14L166 15H164L163 17H162V15H161V17L162 18H164ZM170 16H168V17H170ZM196 16V15H195ZM199 16V15H198ZM197 16V17H198ZM200 16H199V18H200ZM205 16H202V20H203V17H205ZM211 16V15H210ZM215 18L217 17L216 16V14H214L213 15ZM233 15H231L230 17H232ZM67 17V16H66ZM65 17V18H66ZM71 18H72V16H70ZM76 17V16H75ZM75 17H73V18H75ZM86 17V16H85ZM89 17H90V14H89ZM88 17V18H89ZM153 17V16H152ZM156 17V16H155ZM154 17V18H155ZM174 17V16H173ZM184 17V16H183ZM189 17H190V15H189ZM194 17V16H193ZM196 17V18H197ZM229 17V16H228ZM233 17H235V16H233ZM233 17L231 18V19H233ZM35 18V17H34ZM38 18H40V17H38ZM48 18H50V16L48 17ZM53 18H54V15H53ZM53 18H51V20L53 19ZM91 18V17H90ZM160 18V17H159ZM177 20H178V16L177 17H175ZM188 18V17H187ZM192 18V17H191ZM190 18V19H191ZM195 18V17H194ZM194 18H193V20H194ZM212 18V17H211ZM226 18H225V20H226ZM42 19V18H41ZM55 19V18H54ZM54 19H53V21H54ZM63 19V18H62ZM68 19H70V18H67L66 19V21H65V19H63L64 21L63 22H60L59 23V21H58V24L60 25L61 23H64L65 22V24H68ZM158 19V18H157ZM161 19V18H160ZM166 19V18H165ZM168 19V18H167ZM166 19V20H167ZM171 19V18H170ZM174 19V18H173ZM172 19V20H173ZM175 19V20H176ZM185 19V18H184ZM189 19V18H188ZM207 19V17H205L204 18V20H206ZM212 19H214V18H212ZM218 19H220L219 17H218ZM224 19V18H223ZM231 19H230V22H231ZM261 19V20H260ZM24 20V19H23ZM36 20H37V18H36ZM42 20H44L45 21V18H43ZM58 20V19H57ZM151 20H153V19H151ZM162 20V19H161ZM164 20V19H163ZM165 20V21H166ZM169 20V19H168ZM171 20V21H172ZM175 20H174V22H175ZM197 20V19H196ZM228 20V19H227ZM260 21V22H258V24H256L255 25V23L257 22V21ZM30 21V20H29ZM44 21H41L42 23L44 22ZM52 21V22H53ZM60 21H62L61 19H60ZM80 22H81V20H79ZM83 21V20H82ZM86 21H87V19H86ZM154 22H155V19L153 20ZM152 21V22H153ZM192 20H190V22H191ZM208 21V20H207ZM221 21H222V18H221ZM235 21V20H234ZM25 22H26V20H25ZM28 22V21H27ZM37 22V21H36ZM40 22V21H39ZM46 22H47V19H46ZM51 21H49L48 23H50ZM52 22H51V24H52ZM55 22H56V19H55ZM71 22V21H70ZM69 22V23H70ZM80 22H78V26H79V23ZM85 22V21H84ZM83 22V24H85ZM152 22H151V24H152ZM162 22V21H161ZM161 22H160V24H161ZM167 22V21H166ZM188 22V21H187ZM189 22V23H190ZM194 21H192V23H193ZM198 21H196V23H197ZM199 22L201 23V21L199 20ZM205 22V21H204ZM211 22H214V21H211ZM30 23H32V22H30ZM57 23V22H56ZM75 23V22H74ZM74 23H73V26H74ZM82 23V22H81ZM81 23H80V25H81ZM88 22H86V24H87ZM156 23L158 24V22H157V20H156ZM164 23V22H163ZM161 24L162 26H167V23L166 24ZM169 23H170V21H169ZM168 23V24H169ZM172 23V22H171ZM170 23V24H171ZM179 23H181V22H179ZM199 23V24H200ZM202 23H203V21H202ZM225 23H226V21H225ZM20 24V25H19ZM27 24V23H26ZM29 24V23H28ZM27 24V25H28ZM39 24V23H38ZM45 24V23H44ZM51 24H49L50 26H51ZM72 24V23H71ZM82 24V25H83ZM91 24V23H90ZM174 24V23H173ZM205 24H207L208 25V27H210L209 25V23L208 22H205ZM204 24V25H205ZM224 24V23H223ZM227 24H229V23H227ZM231 24V23H230ZM23 26H25L24 24H22ZM48 24L46 23L45 24V27H43V29L44 28H46V26H47ZM48 25V26H49ZM52 25H54V22H53V24ZM64 25V24H63ZM63 25H61V26H63ZM70 25V24H69ZM75 25H76V23H75ZM177 25V26H176ZM175 26H174V28H173V26H172V30H171V28L169 29V32L167 33V34H165V36H163V38L161 39V37L162 36H160V40H159V42L157 43L158 45H160L159 47H161V48H163V49H165V47H167L168 48V50H169V48H171V49H173V51H174V53H176L177 54V57L176 58H182V60H183V58L185 57L186 59V61H188L187 60V58L189 57V54H188V51H189V49H188V47H190V46H188L186 43H187V40H189V38L187 39V37H188V27L189 26H187L188 24H185V22L182 24H176ZM192 25V24H191ZM198 25V24H197ZM201 25V24H200ZM199 25V27H201ZM207 25H205V26H207ZM221 25V24H220ZM255 25V26H254ZM39 26H41L40 24H39ZM43 26V25H42ZM56 25H54V27H55ZM61 26H59V27H61ZM66 26V25H65ZM154 26H156V24L155 25H153L152 27H154ZM162 26H160V29H161V27ZM166 26L164 27V28H166ZM213 26H215V27H212L213 29L215 28V29H218V27L217 26H219V25H216V22H215V25H213ZM226 26V25H225ZM242 26V27H241ZM254 26V27H253ZM29 27H30V29H31V26H30V24H29ZM28 27V28H29ZM52 27V26H51ZM71 27V26H70ZM76 27V26H75ZM80 27H82V26H80ZM158 27V26H157ZM156 27V28H157ZM170 27H171V25H170ZM195 27V26H194ZM198 27V26H197ZM24 28H26V27H24ZM34 28V27H33ZM32 28V29H33ZM42 28V27H41ZM48 29L50 28V27H47ZM46 28V30H48ZM63 28H65V27H63ZM84 28V27H83ZM151 28V27H150ZM155 28V27H154ZM163 28V29H164ZM167 28H168V26H167ZM166 28V29H167ZM226 28H229V26L227 27L226 26ZM35 29L37 30V24H35ZM39 29H40V27H39ZM52 30L54 29V28H51ZM58 29V28H57ZM56 29V30H57ZM71 29V28H70ZM159 29V28H158ZM159 29V30H160ZM166 29H164V30H166ZM189 29H190V27H189ZM192 29H194L193 27H192ZM196 29V28H195ZM202 29V28H201ZM208 29V28H207ZM214 29V30H215ZM27 30V29H26ZM55 30V29H54ZM56 30H55V33H56ZM60 30H62V29H60ZM59 30V31H60ZM64 30V29H63ZM66 30H68V29H66ZM73 30V29H72ZM76 30V29H75ZM75 30H73V32L75 31ZM150 30H152V29H150ZM149 30V31H150ZM154 31H156V29H153ZM162 30V29H161ZM160 30V31H161ZM171 30V31H170ZM198 30V29H197ZM196 30V31H197ZM206 30V29H205ZM210 30V29H209ZM222 29H220V30H218V32L219 31H221ZM227 30V29H226ZM229 30V29H228ZM13 31H15V30H13ZM23 31V30H22ZM21 31V29L19 30V32H22ZM35 31V30H34ZM58 31V30H57ZM154 31H151V35H153V32ZM190 31H191V29H190ZM217 31V30H216ZM225 31V30H224ZM223 31V32H224ZM26 32H28V31H26ZM41 32V31H40ZM52 33V31H49L48 30V33ZM61 32V31H60ZM60 32H57V34L59 33V35L61 34ZM72 32V33H73ZM157 32H158V30H157ZM165 32V31H164ZM198 32H199V30H198ZM200 32L202 33V30H200ZM205 32V31H204ZM11 33V32H10ZM14 33V32H13ZM24 33H25V31H24ZM39 33V32H38ZM54 33V34H55ZM71 33V34H72ZM75 33V32H74ZM225 33V32H224ZM226 33H228V32H226ZM225 33V34H226ZM7 34H9V33H7ZM68 34V36H69V34L70 33H67ZM150 34H149V36H150ZM160 34V33H159ZM211 34V33H210ZM209 34V35H210ZM154 35H155V33H154ZM158 35V34H157ZM157 35H155V36H157ZM160 35H163V33L162 34H160ZM191 35H193V36H195L194 35V33L192 34L191 33ZM190 35V36H191ZM208 35V33H207V36H209ZM219 35V34H218ZM220 35H223V34H220ZM229 35V34H228ZM3 36V35H2ZM40 36V35H39ZM62 36V35H61ZM214 36V35H213ZM48 37V36H47ZM57 37H60V36H58L57 35ZM71 37V36H70ZM73 37V36H72ZM192 37V36H191ZM203 37H204V35H203ZM212 37V36H211ZM222 37V36H221ZM220 37V38H221ZM4 38V37H3ZM10 38V37H9ZM61 38V37H60ZM66 38H67V35H66ZM66 38L64 39V40H66ZM74 38V37H73ZM153 37H151V39H152ZM156 38V37H155ZM158 38V37H157ZM196 38H197V36H196ZM201 38V37H200ZM200 38L199 39H197V40H200ZM205 38H207L206 36H205ZM210 38V37H209ZM216 38V37H215ZM225 37H223V39H224ZM228 38H230L229 40H232V39H235V37L234 36H232V33L230 34V36H228ZM6 39V38H5ZM5 39H4V41H5ZM55 39H56V37H55ZM59 39V38H58ZM57 39V40H58ZM149 39V38H148ZM154 39V38H153ZM191 39V38H190ZM192 39H194L193 37H192ZM49 40V39H48ZM47 40V41H48ZM57 40H55V41H57ZM61 40H62V38H61ZM63 40V41H64ZM68 40V39H67ZM120 40V39H119ZM196 40V39H195ZM206 40V39H205ZM212 40V38L210 39V41ZM213 40H214V38H213ZM10 41V40H9ZM53 41H54V39H53ZM59 41V40H58ZM69 41V40H68ZM113 42H114V40H112ZM112 41H110V42H112ZM153 41H155V40H153ZM190 41V40H189ZM203 41V40H202ZM217 41V40H216ZM65 42V41H64ZM70 43H71V41H69ZM68 42V43H69ZM72 42H73V40H72ZM150 42V41H149ZM196 42V41H195ZM59 43H61V42H58V44ZM67 43V44H68ZM115 43V42H114ZM189 43V42H188ZM201 43V42H200ZM55 44V43H54ZM108 44V43H107ZM146 44H149L148 42L146 43ZM156 44V43H155ZM195 44H197V43H195ZM203 44V43H202ZM6 45V44H5ZM68 45H70V44H68ZM109 45L110 44H108V47H109ZM153 45H154V43H153ZM153 45H152V47H153ZM193 45V44H192ZM204 45V44H203ZM207 45V44H206ZM210 45V44H209ZM209 45H207V46H205L206 48H209L208 46ZM212 46L211 47H213V42H212V44H211ZM214 45H217V42H215V44ZM72 46V45H71ZM71 46L69 47V49L67 50V48H64V50L66 49L67 51H69V50H71L70 48H71ZM147 46V45H146ZM145 46V47H146ZM150 46V45H149ZM198 46V45H197ZM59 47H60V45H59ZM151 47V46H150ZM154 47H156V45H154ZM159 47H158V49H159ZM198 47H200V44H199V46ZM204 47V48H205ZM215 47V46H214ZM213 47V48H214ZM55 48H57V47H55ZM77 48V47H76ZM149 48V47H148ZM148 48H147V50H148ZM160 48V49H161ZM197 48V47H196ZM205 48V49H206ZM73 49H75V47L74 48H72V50ZM104 49V48H103ZM113 49V48H112ZM150 49V48H149ZM157 49V48H156ZM155 49V50H156ZM159 49V50H160ZM170 49V50H171ZM193 49H194V47H193ZM63 50V51H64ZM151 50V49H150ZM162 50V49H161ZM167 50V49H166ZM165 50V51H166ZM168 50H167V52H168ZM169 50V51H170ZM192 50V49H191ZM204 50V49H203ZM209 49H207V51H208ZM211 50V49H210ZM6 51V50H5ZM63 51H60V52H63ZM85 51H87V50H85ZM89 52H90V50H88ZM97 51V50H96ZM106 51V50H105ZM108 51V50H107ZM193 51V50H192ZM196 51L198 52L199 50H197L196 49ZM195 51V52H196ZM201 51H202V49H201ZM201 51H200V53H201ZM206 51V50H205ZM205 51H204V53H205ZM88 52V53H89ZM150 54L152 53V52H150V51H148ZM154 52V51H153ZM156 52V51H155ZM160 52V51H159ZM203 52V51H202ZM65 53H67V52H65ZM68 53H70V52H68ZM67 53V57H69L68 54ZM73 53V52H72ZM77 53V52H76ZM81 53V52H80ZM91 53V52H90ZM101 53H102V51H101ZM114 53V52H113ZM161 53V52H160ZM172 53V52H171ZM190 53V52H189ZM192 53V52H191ZM210 53H212V50L210 51ZM213 53H215V52H213ZM79 54V53H78ZM87 54V53H86ZM92 54V53H91ZM147 55H148V57H150V55L148 54V53H146ZM152 54H155V53H152ZM157 54V53H156ZM164 54H165V52H164ZM168 54H170V53H168ZM167 54V55H168ZM224 54V53H223ZM60 55V54H59ZM58 55V56H59ZM62 55H63V53H62ZM72 55V54H71ZM75 54H73V56H74ZM83 55V54H82ZM81 55V56H82ZM89 55V54H88ZM97 55V54H96ZM99 55V54H98ZM101 55V54H100ZM171 55V54H170ZM197 55V54H196ZM198 55H199V53H198ZM202 55V54H201ZM206 55V54H205ZM205 55H203V57H205ZM212 55V54H211ZM222 55V54H221ZM225 55V54H224ZM4 56V55H3ZM52 56V55H51ZM63 56H65V55H63ZM62 56V57H63ZM87 56V55H86ZM92 56V55H91ZM153 56V55H152ZM154 56H156V55H154ZM162 56V55H161ZM172 56V55H171ZM176 56V55H175ZM192 56V55H191ZM190 56V57H191ZM208 56V54L206 55V57ZM220 56V55H219ZM218 56V57H219ZM53 57V56H52ZM60 57V56H59ZM74 57H76V55L74 56ZM78 58H79V56H77ZM88 57V56H87ZM90 57V56H89ZM92 57H94V56H92ZM91 57V58H92ZM119 57V56H118ZM118 57H117V59H118ZM166 57V56H165ZM203 57H201V58H203ZM218 57H216V58H218ZM2 58V57H1ZM95 58V57H94ZM98 58V57H97ZM151 58V57H150ZM157 58V57H156ZM155 58V59H156ZM159 58V57H158ZM162 58V57H161ZM163 58H164V55H163ZM162 58V59H163ZM168 58V57H167ZM172 58H173V56H172ZM175 57H174V59H176ZM199 58V57H198ZM210 58H212V56H210ZM215 58V57H214ZM213 58V59H214ZM215 58V59H216ZM220 58V57H219ZM64 59V58H63ZM75 59V58H74ZM73 59V57H72V60H74ZM83 58H81V60H82ZM100 59V58H99ZM116 59V61L117 62H119L120 60H117ZM160 59V58H159ZM170 59V58H169ZM180 59H178V61H181ZM189 59V58H188ZM192 59H193V57H192ZM195 59H197V58H194V60ZM200 59V58H199ZM214 59V61H215V63H216V61H217V59L215 60ZM59 60V59H58ZM62 60V59H61ZM60 60V61H61ZM70 60V59H69ZM72 60H70L71 61V63H72ZM77 60V59H76ZM87 60H88V58H87ZM102 60V59H101ZM103 60H104V58H103ZM114 59H112V61H113ZM151 60L153 61L154 59H152L151 58ZM158 60V59H157ZM177 60V59H176ZM185 60H183L184 62H185ZM202 60V59H201ZM206 60V59H205ZM64 61H66L65 59H64ZM70 61H69V63H70ZM78 61V60H77ZM84 61V60H83ZM90 61H91V59H90ZM92 61H94V63H95V61L96 60H93L92 59ZM156 61V60H155ZM163 61H167V60H163ZM162 61V62H163ZM174 61V60H173ZM173 61H167L169 64H172V62ZM192 61V60H191ZM190 60L188 61V62H191ZM199 61V60H198ZM88 62H89V60H88ZM88 62H87V65H89L88 64ZM98 62H99V60H98ZM101 62V61H100ZM99 62V63H100ZM109 62V61H108ZM111 62V61H110ZM116 62V63H117ZM154 62V61H153ZM160 62H161V60H160ZM161 62V63H162ZM167 62H166V64H167ZM182 62V61H181ZM200 62V61H199ZM206 62V61H205ZM58 63H59V61H58ZM61 63V62H60ZM59 63V64H60ZM64 64L66 63V62H63ZM76 63H79V62H76ZM82 63H84V62H82ZM93 63V64H94ZM104 63V62H103ZM113 63H114V61H113ZM120 63V62H119ZM164 63V62H163ZM178 63V62H177ZM183 63V62H182ZM182 63H180L181 65H182ZM212 63H214V62H211V64ZM214 63V64H215ZM67 64H68V62H67ZM84 64H86V63H84ZM98 64V63H97ZM157 64H159V62L157 63ZM184 64V63H183ZM186 64H188V63H186L185 62V64L184 65H186ZM191 64H193L192 62H191ZM197 64V63H196ZM199 64V63H198ZM204 63H202V65H203ZM8 65H11V64H8ZM61 65V64H60ZM63 65V64H62ZM79 65V64H78ZM78 65H77V67H78ZM92 65V64H91ZM90 65V66H91ZM99 66L100 65H102V62H101V64H98ZM104 65H106V64H104ZM108 65V64H107ZM112 65H114V64H112ZM118 64H116V66H117ZM120 65V64H119ZM122 65V64H121ZM120 65V66H121ZM174 65H175V62H174ZM189 65V64H188ZM201 64H199V66H200ZM5 66V65H4ZM67 65H65L64 67H66ZM72 66H75L76 67V65H73V63H72ZM71 66V67H72ZM80 66V65H79ZM120 66H119V69H120ZM124 66V65H123ZM159 66V65H158ZM171 66V65H170ZM190 66V65H189ZM195 66V65H194ZM211 66V65H210ZM214 66V65H213ZM215 66H216V64H215ZM59 67V66H58ZM70 66L68 65V68H69ZM75 67H73V68H75ZM83 67V66H82ZM84 67H86L85 65H84ZM83 67V68H84ZM96 67V66H95ZM95 67H94V69H93V66H92V69L93 70H95ZM106 67V66H105ZM179 67V66H178ZM182 67V66H181ZM188 67V66H187ZM193 67V66H192ZM10 68V67H9ZM81 68V67H80ZM79 68V69H80ZM101 68V67H100ZM155 68V67H154ZM182 68H184L185 69V67L183 66ZM191 68V67H190ZM212 68V67H211ZM218 68V67H217ZM248 68H253V69H248ZM88 67L86 68V71H84V72H87L88 70ZM92 69H89V70H92ZM99 69V68H98ZM102 69H103V67H102ZM107 69H108V67H107ZM124 69H125V66L121 69L122 70V72L124 71ZM189 69V68H188ZM193 69V68H192ZM197 69H199L198 67H197ZM213 69V68H212ZM218 69V70H219ZM18 70V69H17ZM16 70V71H17ZM65 70V72H66V69L65 68H63V71ZM73 70V69H72ZM72 70H70V72L72 71ZM92 70V71H93ZM113 70H114V68H113ZM117 70V69H116ZM190 71H191V69H189ZM188 70V71H189ZM200 70H202V68H200ZM214 70V69H213ZM213 70L211 71V72H213ZM10 71H12V69L10 70ZM62 71V70H61ZM62 71V72H63ZM120 71V70H119ZM186 71V70H185ZM205 71V70H204ZM215 71V70H214ZM247 71H250V73H252V74H250V73H247ZM68 72V71H67ZM79 72V71H78ZM81 72H82V70H81ZM95 72H96V70H95ZM105 72V71H104ZM130 72H132V70L130 71ZM201 72V71H200ZM208 72V71H207ZM209 72H210V70H209ZM218 72V71H217ZM61 73V72H60ZM73 73V72H72ZM75 73V72H74ZM89 73V72H88ZM87 73V74H88ZM91 73V72H90ZM93 73H94V71H93ZM97 73V72H96ZM96 73H95V76H96ZM98 73H99V70H98ZM111 73V72H110ZM110 73H108L109 75H110ZM121 73V72H120ZM125 73V72H124ZM204 73H206V71L204 72ZM245 73H247V74H245ZM64 74H66V73H64ZM63 74V75H64ZM69 74V73H68ZM71 74V73H70ZM85 74V73H84ZM92 74V73H91ZM100 74H102L101 72L98 74V75H100ZM112 74V73H111ZM126 74V73H125ZM130 74V73H129ZM187 74V73H186ZM201 74H202V72H201ZM212 74V76H213V74L214 73H211ZM217 74V73H216ZM74 75V74H73ZM79 75V74H78ZM81 75H83V74H81ZM80 75V76H81ZM104 76H105V74H103ZM114 75V74H113ZM113 75H111V76H113ZM116 75V74H115ZM119 75H121V74H119L118 73V77H119ZM206 75V74H205ZM208 75V74H207ZM60 76V75H59ZM65 76V75H64ZM64 76H63V78H64ZM67 76V75H66ZM65 76V77H66ZM72 76V75H71ZM70 75H69V77H71ZM86 76V75H85ZM92 76V75H91ZM90 76V77H91ZM128 76V75H127ZM197 76H199V75H197ZM202 76V75H201ZM212 76H210V77H212ZM62 77V76H61ZM60 77V78H61ZM73 77V76H72ZM71 77V78H72ZM84 77V76H83ZM82 77V78H83ZM93 77V76H92ZM97 77V76H96ZM107 77V76H106ZM116 77H117V75H116ZM121 77V76H120ZM186 77V76H185ZM209 77V78H210ZM67 79H68V77H66ZM80 78V77H79ZM78 78V79H79ZM87 78V77H86ZM88 78H89V76H88ZM94 78V77H93ZM99 78H102L101 76L99 77ZM123 78V77H122ZM121 78V79H122ZM125 78V77H124ZM124 78H123V80H124ZM179 78V80H177ZM196 78V77H195ZM205 78H206V76H205ZM208 78V77H207ZM207 78L206 79H204V81H205V83H207L206 82V80H207ZM208 78V79H209ZM57 79V78H56ZM59 79V78H58ZM57 79V80H58ZM73 79V78H72ZM75 79V78H74ZM73 79V80H74ZM77 79V78H76ZM108 79H109V77H108ZM190 79V78H189ZM201 79V78H200ZM1 80V79H0ZM71 80V79H70ZM80 80H81V78H80ZM85 79H83V81H84ZM88 80V79H87ZM90 80V79H89ZM103 80H105V78H103ZM102 80V81H103ZM113 80H115V79H112L111 81H109V82H112ZM117 80V79H116ZM182 80H183V78H182ZM199 80V79H198ZM197 80V81H198ZM202 80V79H201ZM53 81V80H52ZM68 81V80H67ZM72 81V80H71ZM75 82H77L76 80H74ZM96 81H97V79H96ZM107 81V83H109ZM118 81V80H117ZM74 82V84H76ZM82 82V81H81ZM121 82V81H120ZM119 82V83H120ZM123 82V81H122ZM166 82H168V85H169V87H170V85H173V86H171L169 89H167L166 91H163V90H161V88H163V87H165V84H166ZM179 82V83H178ZM200 82V81H199ZM60 83V82H59ZM65 83V82H64ZM97 83V82H96ZM99 84L100 83H103V82H101V81H99L98 82ZM114 83H116V82H114ZM113 82H112V84H114ZM118 82L115 84L116 86H117V84H119ZM126 83V82H125ZM201 83V82H200ZM204 83V82H203ZM208 83H209V81H208ZM11 84V83H10ZM82 85H81V87L83 86V83H81ZM93 84V83H92ZM202 84V83H201ZM0 85H2V84H0ZM11 85H13V84H11ZM18 85H20V84H18ZM18 85H16V86H18ZM55 85V84H54ZM56 85L58 86V84L56 83ZM60 85V84H59ZM68 85H70V83L68 84ZM67 85V83H66V85L64 86V88L66 89V86H68ZM78 86L80 85V84H77ZM94 85H95V83H94ZM93 85V86H94ZM105 85V84H104ZM103 85V87L105 88V86H107V84L104 86ZM122 85H123V83H122ZM205 85V84H204ZM204 85H203V87H204ZM5 86V85H4ZM97 86H98V84H97ZM112 86H114V85H112ZM125 86V85H124ZM126 86H127V84H126ZM198 86H202V85H200L199 83H198ZM215 86V87H214ZM7 87V86H6ZM9 87V86H8ZM60 87H62V85L60 86ZM69 87V86H68ZM67 87V88H68ZM96 87V86H95ZM111 87V86H110ZM118 87H121L122 88V86L120 85V86H118ZM168 87V86H167ZM64 88H62V90L64 89ZM70 89H71V85H70V87H69ZM77 88V87H76ZM99 89H100V86L98 87ZM107 88V87H106ZM113 89H114V87H112ZM126 88V87H125ZM8 89H10V88H8ZM7 89V90H8ZM12 89V88H11ZM11 89H10V92H11ZM14 89V88H13ZM18 89H20V88H18ZM70 89H69V91H70ZM80 89V88H79ZM99 89H97V90H99ZM101 89H103V88H101ZM108 89V88H107ZM109 89H111V88H109ZM116 89V88H115ZM118 89V88H117ZM127 89V88H126ZM234 89H237V92L238 93H233L232 91L234 90ZM1 90V89H0ZM6 90V89H5ZM15 90V89H14ZM68 90V89H67ZM65 91V90H63V92L64 93H66L67 95H68V93L70 94V92H68V91ZM74 90V89H73ZM82 90H83V88H82ZM85 90V89H84ZM83 90V91H84ZM120 90V89H119ZM130 90V89H129ZM192 90H193V92L195 91V94H194V96H193V99H192V97H191V94L193 93L192 92ZM200 90V89H199ZM3 91H4V89H3ZM72 91V90H71ZM78 91V90H77ZM102 91H104V90H102ZM121 91V90H120ZM126 91V90H125ZM128 91V90H127ZM236 91V90H235ZM18 92V91H17ZM96 92V91H95ZM105 92V91H104ZM104 92H102V93H104ZM107 92H108V90H107ZM110 92H111V90H110ZM110 92L108 93V95L107 96H109V94H110ZM119 91H115V93H117V95L119 94L118 93ZM123 92V94H124V91H122ZM4 94L6 93V91L5 92H3ZM11 93H13V94H16L15 92H11ZM10 93V94H11ZM77 93V92H76ZM75 93V94H76ZM78 93H79V91H78ZM98 93H99V91H98ZM97 93V94H98ZM101 93V95H103L104 96V94H102ZM113 93H114V91H113ZM114 93V94H115ZM121 93V92H120ZM126 93V92H125ZM130 93V92H129ZM197 93V94H196ZM7 95H8V93H6ZM6 94H5V97H6ZM65 94V95H66ZM72 95H74V92L73 93H71ZM84 94V93H83ZM77 95V94H76ZM86 95V94H85ZM100 95V94H99ZM100 95V96H101ZM105 95H106V93H105ZM120 95V94H119ZM118 95V96H119ZM127 95V94H126ZM14 95H12L11 94V97L10 98H12ZM69 96V95H68ZM75 96V95H74ZM110 96H112V94L110 95ZM114 96L115 95H113V97H112V99L114 98ZM129 96H130V94H129ZM126 96L124 95V97H123V99L125 100L126 98H125ZM188 97H191V101H189V104H187V102H186V100H185V98L188 100ZM7 98V97H6ZM9 98V97H8ZM110 98V97H109ZM108 97H107V99H109ZM118 98V97H117ZM127 98L128 99H126V101L127 100H129L130 98H131V96H130V98L127 96ZM105 99H106V96H105ZM112 99L110 98L109 100H106V101H110V103H113V101H115V99L112 101ZM119 99H120V97H119ZM122 99V96H121V100H123ZM190 99V98H189ZM118 100V99H117ZM132 100V99H131ZM112 101V102H111ZM130 101V100H129ZM132 102V101H131ZM147 102H148V100H147ZM108 103V105H109V102H107ZM115 103H117V104H119L118 103V101H115ZM122 103V102H121ZM130 103V102H129ZM128 102H127V105L129 104ZM190 103H192V106H191V104ZM114 104V103H113ZM125 104V103H124ZM131 105H132V103H130ZM134 104V103H133ZM115 106H116V104H114ZM130 105V106H131ZM140 105H141V103H140ZM139 105V106H140ZM113 106V105H112ZM118 106V105H117ZM122 108H123V106L122 105H120ZM120 107V108H121ZM126 107V110H127V107L128 106H125ZM121 108V109H122ZM131 107H129L128 109H130ZM135 108H136V106H135ZM134 108V109H135ZM190 108H191V110L192 111H189L190 110ZM124 110V109H123ZM125 111V110H124ZM127 112V111H126ZM129 112V111H128ZM125 113V112H124ZM133 113V112H132ZM128 114V113H127ZM6 124V123H5ZM8 124V123H7ZM204 124V123H203ZM202 124V125H203ZM206 124V123H205ZM204 124V125H205ZM4 125V124H3ZM10 126H12L11 124H9ZM203 125V126H204ZM212 125V124H211ZM218 125V126H219ZM201 126V125H200ZM13 127V126H12ZM206 127V126H205ZM208 127V126H207ZM214 127V126H213ZM3 128V127H2ZM1 128V129H2ZM9 128V127H8ZM11 128V127H10ZM14 128V127H13ZM197 128V129H198ZM217 127H215V129H216ZM219 128V127H218ZM196 129V130H197ZM202 129V128H201ZM212 129V128H211ZM6 130H7V126H6ZM207 130V129H206ZM217 130V129H216ZM203 131H205V128H204V130ZM203 131H202V133H203ZM210 131V130H209ZM208 131V132H209ZM215 131V130H214ZM214 131H212V132H214ZM225 131V132H224ZM241 131V130H240ZM239 130H238V132H240ZM243 131V130H242ZM193 132H191V133H193ZM198 133H199V131H197ZM207 132V133H208ZM217 132V131H216ZM201 133V134H202ZM204 133H206V132H204ZM254 133V134H253ZM33 133H31V135H32ZM201 134H200V137H201ZM209 134V133H208ZM214 134V133H213ZM232 134H236V133H232ZM247 134V133H246ZM249 134V133H248ZM20 135V134H19ZM18 134H17V136H16V134H14V132H13V130L12 129H10L8 132L7 131H4L3 133H1L0 134V173H2V171H3V169H2V167L3 168H6V169H4V170H7V169H14L13 167L11 168V164H15L16 163V168L15 169H17L18 167H20V170H18L19 172L21 171V172H26L27 170H29L30 169V167H31V164H32V160L31 159H33V158H29L28 156L26 157V155H24V152H25V147L26 146H29L28 145V143H27V140L25 139V137H21V136H23V134H21L20 136H19ZM29 135V134H28ZM34 135V134H33ZM102 135V134H101ZM194 135H195V133H194ZM197 136H196V138L195 139H197L198 140V138L197 137H199L198 136V134H196ZM203 135V134H202ZM206 135V134H205ZM210 135V134H209ZM220 135V134H219ZM222 135V134H221ZM241 135H239V138H240V136ZM250 135V134H249ZM19 136V137H18ZM24 136H26V135H24ZM103 136V135H102ZM101 136V137H102ZM191 136V135H190ZM189 136V137H190ZM207 136V135H206ZM213 136V135H212ZM215 136V135H214ZM213 136V137H214ZM237 136V135H236ZM28 138L30 137V136H27ZM26 137V138H27ZM33 137V136H32ZM100 137V138H101ZM193 136H191V138H192ZM215 137H217V136H215ZM220 137V136H219ZM218 137V138H219ZM232 138V140H233V142L235 141V135L233 136H231ZM238 137V136H237ZM245 137V136H244ZM253 137V136H252ZM252 137H247V138H245V139H242V142H244V144L246 145V147H251V146H254V143L256 142L257 143V138L256 139H254L253 140V138ZM43 138V137H42ZM103 138V137H102ZM206 138V137H205ZM210 139H211V137H209ZM222 138V137H221ZM227 138V139H228ZM243 138V137H242ZM259 138V137H258ZM105 138H103V140H104ZM172 139V140H171ZM174 139V140H173ZM194 139V138H193ZM202 139H203V136H202ZM201 139V140H202ZM43 140V139H42ZM41 140V141H42ZM88 140H91V138L90 139H88ZM87 140V141H88ZM191 140V142H192V139H190ZM212 140L213 139H211V143H212ZM224 140V139H223ZM225 140H226V138H225ZM229 140H230V138H229ZM105 141V140H104ZM174 141V142H173ZM184 141H185V139H184ZM194 141V140H193ZM43 142V141H42ZM101 142H102V140H101ZM187 142V141H186ZM199 142V141H198ZM206 142V141H205ZM209 142V141H208ZM207 142V143H208ZM215 142H216V140H215ZM224 142V141H223ZM222 142V143H223ZM229 142V141H228ZM236 142V141H235ZM241 142V143H242ZM85 143V142H84ZM92 143V142H91ZM99 144H100V142H98ZM188 143H190V141H188ZM196 143V142H195ZM206 143V144H207ZM214 143V142H213ZM217 143V142H216ZM227 142L225 141V145L226 146H229L228 144H226ZM240 143V144H241ZM31 144V143H30ZM86 144V143H85ZM90 144V143H89ZM204 144V143H203ZM220 144L221 143H219V146H220ZM231 144H232V141H231ZM243 144V145H244ZM33 145V144H32ZM84 145V144H83ZM210 146H211V144H209ZM214 144H212V146H213ZM233 145V144H232ZM232 145H231V147H232ZM239 145V144H238ZM33 146H35V145H33ZM104 147V145L103 144H101V146L100 147ZM193 146H194V144H193ZM210 146H207V148L208 147H210ZM225 146V147H226ZM234 146H235V143H234ZM240 146H242V145H240ZM31 147V146H30ZM84 147H85V145H84ZM118 147H120L119 149H118ZM180 147V148H179ZM197 147V146H196ZM195 147V148H196ZM230 147V148H231ZM264 147V146H263ZM29 147H27L26 149H28ZM38 148H40V147H38ZM79 148V149H78ZM78 148H73V149H77V150H79L80 151V147H78ZM83 148V147H82ZM89 148H90V146H89ZM98 148V147H97ZM192 148V147H191ZM194 148V149H195ZM203 148H204V146H203ZM211 148H213V147H211ZM211 148H209V149H211ZM220 148H222L221 146H220ZM238 148V147H237ZM241 148V147H240ZM239 148V149H240ZM245 148V147H244ZM249 148L247 149V150H249ZM253 148H255V147H253ZM252 148V149H253ZM31 149H34L35 150V148H31ZM98 149H100V148H98ZM182 149V148H181ZM193 149V148H192ZM205 149H206V147H205ZM215 149V148H214ZM217 149V148H216ZM229 149V148H228ZM227 149V151H229ZM242 149V148H241ZM256 149H258L257 147H256ZM41 151H42V148L40 149ZM76 150V151H77ZM82 150V149H81ZM86 150V149H85ZM110 150V151H111ZM200 150H202V149H200ZM208 150V149H207ZM207 150H205V151H207ZM218 150V149H217ZM222 150H224V147H223V149ZM231 150V149H230ZM244 150V149H243ZM246 150V149H245ZM246 150V151H247ZM37 151V150H36ZM75 151V152H76ZM83 151V150H82ZM97 151V150H96ZM100 152H102V154H103V149H102V151L101 150H99ZM104 151H105V149H104ZM107 151H109V150H107ZM119 151H121L122 152V154H120L121 156H123L122 157V159H121V156L119 155V157L117 156V153L119 152ZM204 151V152H205ZM209 151H211V150H209ZM214 151V150H213ZM232 151H233V149H232ZM253 151H255V150H252V152ZM258 151V150H257ZM31 152H33V154H34V151H31ZM29 153V156H30V154H32V153ZM38 152V151H37ZM69 152V151H68ZM71 152H72V150H71ZM89 152V151H88ZM93 152V151H92ZM106 152V151H105ZM132 152L134 153L133 155H136V156H132ZM189 152V151H188ZM192 152V151H191ZM199 152H201V151H199ZM212 152V151H211ZM28 153H27V155H28ZM41 153H43V152H41ZM77 153H78V151H77ZM87 153V152H86ZM95 153V152H94ZM96 153H98V152H96ZM190 153V152H189ZM194 152H192V154H193ZM202 153V152H201ZM225 153H226V151H225ZM229 153V152H228ZM258 153V152H257ZM40 154V153H39ZM66 155L68 154V153H65ZM64 154V155H65ZM78 154H82V153H78ZM85 154V153H84ZM100 155H102L101 153H99ZM185 154V153H184ZM188 154V153H187ZM195 154H197L196 152H195ZM194 154V155H195ZM203 154V153H202ZM208 154H209V152H208ZM212 154V153H211ZM227 154V153H226ZM262 154V153H261ZM70 155V154H69ZM68 155V156H69ZM109 154H107V156H108ZM181 155H183V156H181ZM200 154L198 153V156H199ZM214 155V154H213ZM225 155V154H224ZM227 155H229V154H227ZM33 156V155H32ZM36 156V155H35ZM40 156V155H39ZM42 156V155H41ZM40 156V157H41ZM77 156V155H76ZM82 156V155H81ZM98 156V155H97ZM103 156V155H102ZM101 156V157H102ZM201 156V155H200ZM199 156V157H200ZM204 156V155H203ZM206 156V155H205ZM203 157V160H204V158H206V157ZM40 157H38V160L40 161ZM63 157H65V156H63ZM88 157V156H87ZM109 157L111 158V154L109 155ZM209 157V156H208ZM211 157V156H210ZM213 157L214 156H212L211 158H212V160H213ZM28 158V159H27ZM36 158V157H35ZM78 158H80V155H79V157ZM128 158H129V160H128ZM192 158V157H191ZM219 159H220V157H218ZM42 159V158H41ZM64 159V158H63ZM74 159H75V157H74ZM104 159H105V157H104ZM202 159V158H201ZM215 159V158H214ZM216 159H217V157H216ZM222 159V158H221ZM220 159V160H221ZM79 160H78V162H79ZM95 160H96V163L98 162L97 160H99V157L96 159L95 158ZM101 160V159H100ZM202 160V161H203ZM218 160V159H217ZM219 160V161H220ZM224 160V159H223ZM62 161V163L63 162H65V159H64V161L63 160H61ZM67 161V160H66ZM71 161V160H70ZM74 161V160H73ZM105 161V160H104ZM209 161L210 162H212L210 159H209ZM208 161V162H209ZM33 162H35V161H33ZM36 162H37V158H36ZM35 162V163H36ZM100 162H102V161H100ZM107 162V161H106ZM203 162H206V161H203ZM214 162V161H213ZM212 162V163H213ZM222 162V161H221ZM221 162L219 163L220 164V166H221ZM72 163V162H71ZM77 163V162H76ZM215 164H216V160H215V162H214ZM214 163L213 164H211V166H213L214 165ZM13 164V165H14ZM39 164H41V163H39ZM38 164V165H39ZM65 164H69V163H66L65 162ZM75 164V162L71 165L70 164V166H73ZM85 164V165H84ZM101 164V163H100ZM99 164V165H100ZM103 164H105V163H103ZM107 164V163H106ZM108 164L107 165H104L103 167H105V166H108ZM118 164V165H117ZM208 164V163H207ZM206 164V165H207ZM218 164V165H219ZM242 164V162H240L239 163V165H241ZM12 165V166H13ZM36 165H37V163H36ZM43 165V164H42ZM41 165V167L40 168H44L45 166H42ZM58 165V164H57ZM97 165H98V163H97ZM98 165V166H99ZM102 165V164H101ZM116 165V166H115ZM129 165H130V163H129ZM199 165V164H198ZM15 166V165H14ZM49 166H52V165H49ZM55 166V164H53V167ZM65 166V165H64ZM131 166V165H130ZM34 167V166H33ZM38 167V166H37ZM56 167V166H55ZM61 167H63V165L61 166ZM101 166H99V168H100ZM109 167V166H108ZM107 167V168H108ZM153 167V166H152ZM151 167V169L153 170V168ZM197 167V166H196ZM201 167H203L202 166V164H201ZM208 167H210L209 166V164H208ZM215 167V166H214ZM216 167H217V165H216ZM39 168V167H38ZM47 168V167H46ZM50 167H48V169H49ZM56 168H59V167H56ZM56 168H55V170H56ZM64 168V167H63ZM63 168H61L62 170H61V172L66 168V166H65V168L63 169ZM68 168H70V167H68ZM96 168H98V167H96ZM95 168V169H96ZM98 168V169H99ZM102 168V167H101ZM105 169V168H103L104 170H108V169ZM112 168H110L109 167V170L111 169V171H112ZM127 168V167H126ZM134 167H132V169H133ZM157 168V167H156ZM192 168V169H191ZM204 168V167H203ZM203 168H202V170H203ZM213 168V167H212ZM31 169H33L32 167H31ZM45 169V168H44ZM51 169V168H50ZM50 169H49V171H50ZM190 169H191V171H190ZM206 169V168H205ZM41 170V169H40ZM43 170V169H42ZM46 170V169H45ZM77 170H79V172L77 171ZM97 170V169H96ZM102 170V169H101ZM125 170V169H124ZM129 170H130V168H129ZM148 170V169H147ZM152 170H151V172H152ZM195 170V169H194ZM214 169H212L211 171L212 172H214L213 171ZM253 170H255V169H253ZM10 171V170H9ZM12 171V170H11ZM37 171H39V170H37ZM70 171H71V169H70ZM115 171V170H114ZM116 171H117V169H116ZM127 171H128V168H127V170H126V174H125V176L126 175H128V173H127ZM132 170H130V172H131ZM218 171V170H217ZM5 172H7V171H5ZM4 172V173H5ZM21 172H20V174H21ZM29 172V171H28ZM27 172V173H28ZM33 172V171H32ZM40 172V171H39ZM47 172V171H46ZM64 172H67V171H64ZM63 172V173H64ZM72 172V171H71ZM99 173H100V170L98 171ZM102 172V174L101 175H103V170L101 171ZM104 172H106V171H104ZM129 172V171H128ZM199 172H201V170L199 171ZM203 172V171H202ZM201 172V173H202ZM209 172V171H208ZM219 172H221L220 170H219ZM247 172V171H246ZM249 172V171H248ZM16 173H18V172H16ZM31 173V171L27 174V178H29L28 176H29V174ZM34 173V175H35V172H33ZM32 173V174H33ZM59 173V172H58ZM62 173V174H63ZM107 173L108 174H110L109 173V171H107ZM112 173H113V171H112ZM111 173V174H112ZM137 173V174H138ZM244 173V172H243ZM250 173V172H249ZM251 173H252V171H251ZM255 173L256 172H254V174L253 175H255ZM8 174H10V173H8ZM43 174H46V173H43ZM66 174V173H65ZM70 174V173H69ZM69 174L67 173V175L69 176ZM72 175L74 174V173H71ZM110 174V176L108 177V179L102 184V185H100V186H102V188L101 189H105L104 190V192H106V193H109V191L108 190H106V189H111V187L113 186V185H115L114 183H116V182H114V178H112V175ZM146 174V173H145ZM196 174H197V172H196ZM200 174V173H199ZM205 174V173H204ZM203 174V175H204ZM257 174V173H256ZM1 175V174H0ZM14 175V174H13ZM17 175V174H16ZM39 175V174H38ZM48 175H51V173H49ZM64 175V174H63ZM66 175V176H67ZM99 175V174H98ZM100 175V176H101ZM115 175L117 176V174H116V172H115ZM118 175H120V177H121V174H118ZM122 175H123V173H122ZM132 175V177H133V174H131ZM136 175V174H135ZM218 175H221V174H218ZM245 175V174H244ZM3 176V175H2ZM4 176H6L7 177V175H6V173H5V175ZM11 176H12V174H11ZM11 176L9 175V177L11 178ZM20 176V175H19ZM41 176V175H40ZM43 176L44 175H42V180L43 179H45V178H43ZM47 175H45V177H46ZM53 176V175H52ZM51 176V177H52ZM57 175H55V177H56ZM60 175H58V177H59ZM65 176V175H64ZM63 176V177H64ZM100 176H99V178H100ZM105 176V175H104ZM103 176V177H104ZM137 176V175H136ZM141 176V175H140ZM152 176V175H151ZM1 177V176H0ZM6 177H5V179L4 180H6ZM8 177V178H9ZM23 177H24V175H23ZM26 177V176H25ZM24 177V178H25ZM30 177H32V175L30 174ZM39 177V176H38ZM51 177H49V178H51ZM54 177V176H53ZM61 177V176H60ZM103 177H102V180H103ZM106 177H107V175H106ZM114 177V176H113ZM123 177V176H122ZM155 177V178H154ZM205 177V176H204ZM216 177H218V176H216ZM250 177V176H249ZM2 178V177H1ZM1 178H0V180H1ZM14 178V177H13ZM19 178V177H18ZM39 178H41V177H39ZM66 178V177H65ZM68 178V177H67ZM105 178V177H104ZM130 178V177H129ZM134 178H135V176H134ZM220 178V177H219ZM244 178V177H243ZM242 178V179H243ZM252 178V177H251ZM254 178H255V176H254ZM47 179H48V176H47ZM47 179H45L44 180V182L45 181H47ZM53 179V178H52ZM59 179V178H58ZM62 179V178H61ZM69 180H70V176H69V178H68ZM72 179H73V176H72ZM101 179V178H100ZM126 179H128V178H126ZM136 179H138V178H136ZM205 179V178H204ZM3 180V181H4ZM13 180V179H12ZM20 180V179H19ZM26 180V181H25ZM38 180V179H37ZM36 180V181H37ZM49 180V179H48ZM64 180V179H63ZM65 180H67V179H65ZM120 180H121V178H120ZM119 179H118V181H120ZM147 182H146V181ZM219 180V179H218ZM244 180V179H243ZM249 180L250 179H248V182H249ZM251 180H253V179H251ZM8 182H9V179L7 180ZM11 181V180H10ZM15 181V180H14ZM13 181V182H14ZM17 181V180H16ZM57 181V180H56ZM117 181V182H118ZM130 181V180H129ZM132 181V180H131ZM134 181H137V180H134ZM133 181V182H134ZM155 181V182H154ZM195 181V180H194ZM247 181V180H246ZM39 182H40V180H39ZM49 182V181H48ZM51 182V181H50ZM48 183V184H50L51 186L53 185L54 186V184H51V183ZM55 181H53V183H54ZM58 182V181H57ZM64 182V181H63ZM62 182V183H63ZM100 182H101V180H100ZM126 182V181H125ZM214 182V181H213ZM217 182H219V181H217ZM1 183H3V182H1ZM11 183V182H10ZM16 183V182H15ZM65 183V182H64ZM68 183H69V181H68ZM124 183V182H123ZM154 183H156V186H155V184ZM190 182H188L187 184H189ZM205 183V182H204ZM215 183V182H214ZM4 184V183H3ZM47 184V183H46ZM47 184V185H48ZM57 184V183H56ZM118 184V183H117ZM129 184V183H128ZM131 184H132V182H131ZM208 184V183H207ZM49 185V186H50ZM61 186H62V188L64 187L63 186V184H60ZM120 185V184H119ZM201 185H203V182H202V184ZM52 186V187H53ZM59 186V185H58ZM100 186H98V187H100ZM118 186V185H117ZM155 186V188L156 187H158L159 188V191L161 190V194H158L159 195V197L158 196H156L155 195V193L153 192V190H151V189H153V187ZM189 186H190V184H189ZM2 187V186H1ZM11 187V188H10ZM48 187V186H47ZM55 187V186H54ZM97 187V186H96ZM187 187H188V185H187ZM191 187V186H190ZM194 187V186H193ZM199 187H200V185H199ZM205 187V186H204ZM207 187H209V184H208V186ZM207 187H205V188H207ZM3 188V187H2ZM5 188V187H4ZM8 188V187H7ZM61 188V187H60ZM65 188V187H64ZM63 188V189H64ZM113 188H114V186H113ZM120 188V187H119ZM154 188V189H155ZM189 188V187H188ZM192 188V187H191ZM198 188V187H197ZM21 189V190H20ZM98 189V188H97ZM193 189V188H192ZM195 189V188H194ZM199 189V188H198ZM204 190V188L202 187L201 188V192ZM209 188H207L206 190H208ZM211 189V188H210ZM214 189H216V188H214ZM57 190V189H56ZM100 190V189H99ZM217 190V189H216ZM218 190H221V189H218ZM54 191V190H53ZM98 191V190H97ZM191 191V190H190ZM199 191V192H200ZM101 191H99V194H101L100 193ZM111 192V191H110ZM192 192H194V191H192ZM198 192V190H197V192H196V194L197 193H199ZM204 192V191H203ZM202 192V194H204V193H206V192H204L203 193ZM98 193V192H97ZM156 193H159V192H156ZM187 193H189V191L187 192ZM191 193V192H190ZM99 194H97V195H99ZM104 194V193H103ZM102 194V195H103ZM195 194V193H194ZM169 195V198H167V196ZM100 196V195H99ZM104 196V195H103ZM165 196H166V198L167 199H164L165 198ZM195 196H197L198 197V194L197 195H195ZM195 196L193 195V200L195 201ZM200 196H201V194H200ZM199 196V197H200ZM206 196V195H205ZM97 197V201H98V196H96ZM100 197H102V196H100ZM164 197V198H163ZM176 197V198H175ZM184 197V196H183ZM201 197H203V196H201ZM104 198V197H103ZM107 198V197H106ZM175 198V199H174ZM185 198V197H184ZM184 198H183V200H184ZM229 198H232V197H229ZM228 198V199H229ZM89 199V198H88ZM102 199V198H101ZM186 199V198H185ZM200 199V198H199ZM93 200V199H92ZM100 200V199H99ZM102 200H104V199H102ZM179 200V199H178ZM179 200V201H180ZM196 200H198V199H196ZM234 200V199H233ZM90 201V200H89ZM94 201V200H93ZM92 201V202H93ZM96 201V200H95ZM185 201V200H184ZM183 201V202H184ZM186 201H187V199H186ZM86 202V201H85ZM84 202V203H85ZM91 202V201H90ZM90 202H88V203H90ZM91 202V203H92ZM99 202V201H98ZM109 202H110V200H109ZM108 202V203H109ZM110 202V203H111ZM181 202V201H180ZM232 202V201H231ZM255 202H256V200H255ZM255 202H254V205L256 206V204H255ZM87 203V202H86ZM87 203V204H88ZM94 203H96V202H94ZM94 203H92L91 205H95ZM100 203V202H99ZM182 203V202H181ZM185 203V202H184ZM194 203V202H193ZM193 203H191L190 204V209H192V207L194 208V205H193ZM98 204V203H97ZM195 204V203H194ZM196 204H197V202H196ZM196 204H195V206H196ZM85 206H86V204H84ZM89 205V204H88ZM99 205V204H98ZM159 205H165L164 207H166L165 209H168V210H165V211H167L166 213V217L164 216V215H162V211L164 210V207H163V210L161 211V210H159V211H161L160 213H161V215L162 216H164L165 217V219L164 220H162L161 222H159L158 224H154V225H147V222H149V216H148V211H151L152 212V214L154 215V216H156V215H158V207H159ZM191 205H193V206H191ZM2 207V206H1ZM91 207V206H90ZM94 207V206H93ZM98 207V206H97ZM101 207V206H100ZM101 207V208H102ZM5 208V207H4ZM69 208V212H67V213H71L70 211V208L71 207H68ZM84 209H86L87 208V206L86 207H83ZM96 208V207H95ZM160 208H162V207H160ZM198 208V207H197ZM256 209H257V207H255ZM254 208V209H255ZM2 209V208H1ZM6 209V208H5ZM66 209V208H65ZM82 210V211H86V210ZM88 210H89V208H88ZM88 210H87V212H88ZM96 210V209H95ZM251 210H252V208H251ZM260 210V207H259V209H258V211ZM66 211H67V209H66ZM90 211H92V210H90ZM191 210H189V212H190ZM193 211V210H192ZM260 211H262V210H260ZM93 212V211H92ZM100 212V211H99ZM188 212V213H189ZM253 212V211H252ZM2 214H5V213H3V211L1 212ZM65 213V212H64ZM80 213V212H79ZM82 213V212H81ZM86 213V212H85ZM84 213V214H85ZM211 213V212H210ZM209 213V214H210ZM72 214H73V212H72ZM87 214H89V213H87ZM90 214H91V212H90ZM163 214H165L164 212H163ZM190 214H192V213H190ZM258 214L261 216L262 215V218L264 219V211L262 212V213H259L258 212ZM86 215V214H85ZM109 215H112V216H114V218L116 219V221H115V224H117L118 226H120V228H125L126 229V231H127V233H126V235L124 236V238H119V237H111V236H109L108 235V231H107V229L109 228V227H107V226H105L104 225V223H103V220H104V218L105 217H107V216H109ZM160 215V216H161ZM194 215V214H193ZM192 215V216H193ZM4 216V215H3ZM70 216V215H69ZM75 216V215H74ZM73 216V217H74ZM82 216V215H81ZM197 216H198V213H197ZM67 217V216H66ZM80 217V216H79ZM84 217H82V218H84ZM163 217V218H164ZM189 217V216H188ZM187 217V218H188ZM3 218V217H2ZM71 218V217H70ZM69 218V219H70ZM161 218V217H160ZM163 218H161V219H163ZM182 220H181V219ZM208 218V217H207ZM15 220V219H14ZM13 220V221H14ZM71 220H73V219H71ZM189 220V219H188ZM202 220V219H201ZM208 220H209V218H208ZM220 220V219H219ZM11 221H12V218H11ZM12 221V222H13ZM19 221V222H18ZM184 222H186V220H183ZM193 221V220H192ZM192 221H191V223H192ZM68 222V221H67ZM173 222V223H172ZM189 222V221H188ZM209 222V221H208ZM15 223V222H14ZM16 223V224H17ZM198 223V222H197ZM200 224V223H199ZM14 225V224H13ZM178 225V224H177ZM187 225H189V224H187ZM195 225V224H194ZM202 225V224H201ZM209 225V224H208ZM181 229H183V225H181V223L178 225ZM18 227V226H17ZM185 227H187V226H185ZM185 227H184V229H185ZM16 228V227H15ZM15 228H14V230H15ZM210 228V227H209ZM239 229V228H238ZM238 229H236V230H238ZM21 230V229H20ZM188 230H189V228H188ZM193 230V229H192ZM211 230V229H210ZM235 230V231H236ZM240 230V229H239ZM16 231V230H15ZM24 231H22V232H24ZM183 231V230H182ZM202 231V230H201ZM247 231V230H246ZM246 231H243L242 229H241V231L239 232V233H242L243 232V234H246L247 232ZM19 232V231H18ZM170 232V231H169ZM212 232V231H211ZM244 232H246V233H244ZM15 233V232H14ZM13 233V234H14ZM25 233V232H24ZM187 232L185 231V234H186ZM210 233V232H209ZM17 234V233H16ZM18 234H22V233H18ZM170 234V233H169ZM196 234V233H195ZM22 235H24V234H22ZM237 235H238V233H237ZM246 235H249V234H246ZM245 235V236H246ZM17 236V235H16ZM16 236H14V237H16ZM166 236V235H165ZM14 237H12L13 239L12 240H14ZM18 238H19V236H17ZM22 237V236H21ZM174 237V236H173ZM187 237V236H186ZM191 237V236H190ZM25 238V237H24ZM98 238H100L101 240H100V242L97 240ZM183 238V237H182ZM16 239V238H15ZM179 240H182V239H180V238H178ZM184 239V238H183ZM188 239V238H187ZM197 239V238H196ZM198 240V239H197ZM103 241V242H102ZM194 241H195V238H194ZM12 242V241H11ZM162 242V243H161ZM12 244V243H11ZM180 244V243H179ZM196 245H197V243H196ZM257 244H255V246H256ZM260 245V244H259ZM207 246H208V244H206V248H207ZM170 247H172L171 249H170ZM179 247V246H178ZM178 247H177V249H178ZM182 249H188V247H190V243H186L185 245H183V244H181V246H180ZM202 247H204V245L202 246ZM258 247V246H257ZM260 247V246H259ZM208 248H210L209 246H208ZM207 248V249H208ZM213 248V247H212ZM262 248H263V246H262ZM9 249H10V247H9ZM28 249V248H27ZM176 249V250H177ZM180 249V248H179ZM198 249H199V247H198ZM207 249H206V251H207ZM254 249V248H253ZM256 249V248H255ZM258 249H260V248H258ZM173 250V251H172ZM181 250V249H180ZM203 250H204V248H203ZM210 250H211V248H210ZM215 250V248L214 249H212V251H214ZM23 251H24V249H23ZM27 251V250H26ZM26 251H24V253H26ZM184 251V250H183ZM208 251H209V249H208ZM219 252V250H216L215 252ZM6 252H4L3 251V253H6ZM9 252V251H8ZM30 255H31V253H34V251L33 252H31V250L29 251H27ZM175 252H177V253H175ZM187 252V251H186ZM192 252V251H191ZM204 252V251H203ZM210 252V251H209ZM217 252V253H218ZM36 253V252H35ZM34 253V254H35ZM185 253V252H184ZM199 253V252H198ZM211 253V252H210ZM209 253V254H210ZM39 254V253H38ZM38 254L36 255V256H38ZM179 254V255H180ZM192 254V253H191ZM191 254H189V256L191 255ZM207 254V253H206ZM29 255V256H30ZM40 255V254H39ZM193 255H195V254H193ZM239 255H241V254H239ZM26 256V255H25ZM36 256H34V257H36ZM41 256V255H40ZM43 256V255H42ZM41 256V257H42ZM186 257L184 258L183 257V254H182V258H184V259H186L187 258V254L185 255ZM188 256V257H189ZM202 256H204V254L202 255ZM209 256V255H208ZM254 257V256H256V252L255 251H250V252H248V253H245L244 255H243V257H241V258H245V257ZM21 257H22V255H21ZM40 257V258H41ZM195 257V256H194ZM193 257V258H194ZM207 257V256H206ZM24 258V257H23ZM27 258V257H26ZM203 258H205V256L203 257ZM235 258H236V256H235ZM22 259V258H21ZM27 259H29V257L27 258ZM34 259V258H33ZM38 260L39 259V257L37 258H35V260ZM177 259V258H176ZM180 259V258H179ZM184 259H183V261H184ZM189 259H191V258H189ZM189 259H188V261H189ZM208 259V258H207ZM24 260V259H23ZM193 260H195V258L193 259ZM205 260V259H204ZM38 261H40V260H38ZM200 261H201V259H200ZM199 261V262H200ZM179 262L181 263L182 262V260L180 261L179 260ZM191 262V261H190ZM190 262L188 263L187 261H186V263L187 264H190ZM198 262V263H199ZM202 262H203V260H202ZM207 262V261H206ZM238 262V261H237ZM15 263L16 264H18V261H15ZM14 263V264H15ZM177 263H178V261H177ZM180 263H178V264H180ZM183 264L185 263V262H182ZM193 263V262H192ZM191 263V264H192ZM194 263H195V261H194ZM193 263V264H194ZM195 264H197V263H195ZM204 264V263H203Z\"/></svg>",
    "mask_w": 264,
    "mask_h": 264
}]
</instances>
